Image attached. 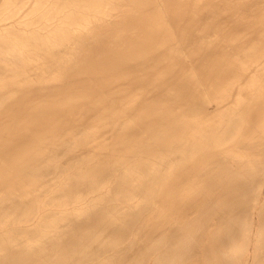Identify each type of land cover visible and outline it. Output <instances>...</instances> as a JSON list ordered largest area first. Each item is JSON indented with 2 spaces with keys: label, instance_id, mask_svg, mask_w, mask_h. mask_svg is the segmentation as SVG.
Wrapping results in <instances>:
<instances>
[{
  "label": "bare ground",
  "instance_id": "obj_1",
  "mask_svg": "<svg viewBox=\"0 0 264 264\" xmlns=\"http://www.w3.org/2000/svg\"><path fill=\"white\" fill-rule=\"evenodd\" d=\"M4 1H6V0H2V2H3L2 6L5 8L6 2L4 4ZM17 1H19V0H17ZM34 1H36V0H34ZM47 1L49 2V0H47ZM80 1L83 2V4L85 3L86 4L85 6H89L90 5L91 9L93 7L92 5L95 6V5H97V3L100 4L103 1V2L107 3L110 6V7L108 6L109 8L114 9V11H112L110 9L111 12H108L106 9L109 10V8H106V9H103V10H106L107 12L106 11L103 12V10L101 9L102 10L101 12L105 13L107 16H105L104 14H101V15H104L103 17H101V16H99L100 15L99 14V15H97L98 17L96 16L97 20L96 19L94 20V14H92L93 18L92 17L91 18L93 20L90 19V20H86V21L85 20L81 21V17H82V19L83 18L86 19L85 17H87L88 15L90 16V13L87 12V11H90V10H87V9H90V6H89V8L85 7V8H87L86 9L87 11L84 10V8L80 9V10L86 11L85 12L86 14L89 13L86 16H84L85 13L84 14L82 13L83 16L82 15L81 16L78 15V13H80V10H78L79 8L78 9L76 8L77 10H73V11L70 10V8H68L72 4H74L75 2L79 3ZM37 2H38V0H37ZM7 3H8V0H7ZM12 3H13V6H14V2H12ZM16 3L17 2H15V5H16ZM11 4H10V8L12 6ZM17 4H19V3H17ZM30 4H33V2H31ZM30 4H28V5L31 6ZM39 4H40V2L36 3V5L40 8V6H42V5H39ZM42 4L44 6V4H46V3L44 2ZM49 4H51L52 8L55 9V10H52V11H55V12L53 14V13H51L52 11L49 10V11H51L50 12L51 15L48 12V14L50 16L49 17L47 16V17L50 18V17H53V15H54V17L55 16L58 17V19H56L57 17L54 18V22L55 23L52 24V25H46V24L44 25V23L42 25H40L39 27H36L37 26L36 23H33V24H36L33 27H32V25L31 26L30 25H28V26L21 25V21H23V20H21L20 22L19 21H14V19L16 18L15 16H14L15 18L13 19L12 22L8 18V20L11 23L9 22L8 24H6L4 26H3V23L2 24L0 23V44L2 43L6 47L10 46L11 49H12L11 51H13V52H15L16 51L15 49L17 48V51H19L18 49H21L22 51L24 50V54L28 53L26 56L22 55L23 53H20V52L18 53L19 57H21L22 59L24 57V59H25L23 62H19V63H23L19 67H17V65H16L15 68L14 67L11 68L10 66H8L10 68H7L5 66H4L5 67L4 68L3 66H1V68L3 67L2 70L7 68L6 69L7 73L5 74V76L1 77V74H0V198H4L3 201L6 200L5 206H6V204L8 205V203H11V202H13V203L15 202V204H16V202L19 203V201H22V204L25 205V206L24 207H17V209L18 208L21 209V208H25V207L28 208L29 207V205H28V203L30 202L29 198H31L33 196L30 197L29 195H32V194L31 193L29 194L28 191H26V190L32 189V186H34V184H37L38 182H41L42 179H40V178L45 176L44 173H43V172H45V171H43L44 165H42V166L40 165L39 166V164L42 163L43 161H45V159H47L45 157H48L50 155V151H52V150L57 151V149H59L58 147L60 145H62V143H65V141H68V142L70 141L69 143H73L75 148H77L78 150L81 149L83 151H85V150L89 151L90 149H95L94 151L100 152L98 155H96V156L100 155L99 156V163H97L98 161H97V158L95 156L96 163L98 164V166L97 167L94 166L95 168L91 169L92 167L90 168V165H92L94 163L90 164L91 160L89 159L90 160V162L88 161V163H89L88 166L89 167H86L87 166L86 165L85 168H84L85 171H86L85 172V176L86 175L87 176L89 175V177L90 176H93V177L97 176V178H92V177L84 178L83 177V179H85V180L86 179H90L91 180V178H92L94 183L97 184V182L100 181L99 185H102V186H103V183L101 184V180H103L104 177H102L101 180L99 178V180L97 182L95 181L96 179H98L99 175H100L99 177H101V176H103V174L109 173L110 171L115 170V169L118 170V168H119V170H121V171H118V172L122 173L121 177H120V173H118L117 171L115 172V174L116 173L119 174V176H118L119 179L118 180H116V176L115 177L112 176L114 174H112V175L111 174H105V176H107V175L110 176L111 175L112 177L111 176L110 177L111 178H115L114 180H116V182L119 183L120 178H123L124 176L126 178L127 176L133 174L132 172H133L134 165H132L130 167L127 163H124V162L127 161L129 158H131L132 154L135 155L134 153L131 154L132 151L135 152L134 149H137L136 152H138L139 151L138 149H140V151H142V152L139 153V156H141L144 160H143V163L140 164L139 169H141L144 172L143 173H139V174L137 172V174L139 175V178H140L138 180H141V182L139 181L140 184L143 185L144 187L146 186L145 189L148 187L147 189H148V191H150V192H146L145 191L147 193V195L145 194L144 191H141V192H144L146 197L148 195L149 196L151 195V197H152V195L156 196V197H157V195H160L159 198H156L157 200L160 199L161 196L165 197L163 199V203L165 201L170 207L169 209H166V210L163 209L164 212H162L161 215L159 214L160 216L157 217V224H158V221L159 222H163L164 221V223L165 222L167 223L168 219L170 220V217H171L169 215L173 214V217H174V215H176V214H181L189 206L191 208V211L192 210L194 211L193 207H191L192 205H194V206L197 205V204L200 205V203H201V206H202L203 204L201 202V199H199L200 201H197V199H196V197L200 198L199 196H201V194L203 193L202 190L204 191L205 189H207V193H208V191H209V193L211 191L212 192L216 191V194H217V192H219V193L223 192V193H225V196H226V192H227V191H225L226 188L220 187L223 184L219 183L220 184L219 185L218 182H220V181L217 180V178L219 176L222 177L220 173L224 174V176H226L227 179L225 180L223 177L222 178L226 182H228V186H229V181H228L229 179L228 178H231V176H230V173L227 176V173L225 171L229 170L230 166H228V164H225L224 167L226 168V170L223 167L224 171L220 172L221 170H223V168L220 169L222 167V165H221L222 163L219 164V160H220L221 156L219 155L220 158L218 159V161L215 160V159L218 158V153L219 152L220 153H222V152L225 153V151L230 150L231 148L234 147V146L232 147V145L230 147V143H232V142L235 143V141H236V142L239 143V144L236 143L238 146L241 143H244L248 147L249 146L254 147V148L257 149L256 150L257 151L256 154L259 156V159H260L261 156L264 157V0H50ZM101 4L103 5L104 3H101ZM77 5L78 6L81 5V7H84V6H82V4H80V5L77 4ZM100 5L98 7L102 8V7H100ZM2 6L0 8H2ZM17 6H16V10H18ZM20 6L24 7V5L23 6L20 5ZM33 6H35V5H33ZM48 6L51 8L50 5H47L45 9L42 7V9H44L43 11L45 12L46 15H48V14L46 13L45 10L47 8H49ZM76 6H73V7H76ZM97 6H96V8L98 9ZM38 7L37 8L35 7V8H32V9L35 10V9H38ZM103 7H104V5H103ZM66 8H68V9H66ZM2 9H0V10L4 11L3 14L4 13L5 14L8 13V11H9V10L7 11L5 9H3V10ZM12 10L9 11V12H12ZM19 11H17V12L19 13ZM40 11H41V9H40ZM84 11H81V12H84ZM92 11L93 10H91V13H93ZM14 13L15 12L13 11L12 15H14ZM31 13L29 15L30 18L33 17V16H31L33 13L32 14ZM36 13H35V15H36ZM94 13H95V11H94ZM3 14H2V16H3ZM17 15L20 16V14H17ZM78 16H80V21L83 22V23H82V25L77 24V26L76 25L73 26L74 24L77 23V22L75 23V19H77ZM26 17H28V15ZM38 17H39V15H38ZM38 17H37V20H38ZM30 18H29V20L32 21L33 18L32 19H30ZM20 19H22V14H21V18H19L18 20H20ZM23 19L25 20V18H23ZM35 19H36V17H35ZM55 19H56V21H55ZM40 20H41V18H40ZM0 21L3 22L4 21L3 18ZM26 21H28V20L26 19ZM33 21H35V20H33ZM52 21L53 20L51 19V22ZM77 21H78V19H77ZM28 22H26V23H28ZM42 22H45V21L42 20ZM48 22H50V21H48ZM40 23H41V21H40ZM22 24H23V22H22ZM38 25H39V22H38ZM1 49H4V48H2V46H1ZM0 51H3V50H0ZM237 51H239V52L241 51L242 52L241 56H243L244 59L247 58V61L245 60L246 64L244 63L245 66L244 65L242 66V65L236 63L238 61L237 59L240 57L239 56L237 58V56H238ZM234 52L237 54V56L234 54ZM8 53H9V51H8ZM229 53H233L234 54L233 58L236 56L235 59H231L230 58L231 60H233V62H235L236 67H234L233 65L230 66L229 65L230 63L227 62L229 57H230V55H231V54L229 55ZM1 54L2 53H0V56L3 55V54L2 55ZM11 54H13V53H11ZM11 54L9 53V55H11ZM14 54L16 55V53H14ZM18 55H17V57H18ZM28 55H29V57H28ZM3 56H2V58H5L6 55L4 57ZM8 57L10 58V56H8ZM244 59L242 60L243 62H244ZM7 60H9V59L7 58L6 61ZM10 60L13 62L12 59H10ZM10 60H9V62H10ZM2 61H3V59H2ZM4 61H5V59H4ZM4 61H3V64L7 63V62L4 63ZM17 61H18V59H17ZM12 62L9 63V64H13L14 63V62L13 63ZM243 62H241V64ZM260 62L262 63V66H261ZM258 64H260V65H258ZM0 65H2V63H0ZM0 71H1V69H0ZM35 83H36V86H34ZM201 84H202V86H200ZM134 91L136 92L135 94L133 93ZM227 96H229V97H227ZM220 98L221 99L223 98V101H225V102L219 105V103L221 102ZM229 98H230V100H229ZM212 99H214L213 100L214 102L215 101L217 102L216 103L217 106L214 105V107H217V108H211L210 100H212ZM218 101H219V103H218ZM229 102L232 103L231 104L232 105L231 110H229V111H231V113L230 112L227 113V115H230V116H228L229 117L227 119L228 121L225 118V122H224V123H226V125H225L224 123H222L223 120H221L222 121L221 122L220 119L221 118L224 119L223 115L226 113L225 112L226 110L224 111V107H223V111H224V114H223V112L221 111V109H222L221 107L226 105V103L228 105ZM229 106L230 105H228L227 108H230ZM133 111L135 113H136V111H138L135 114L136 115V119H135L136 121L131 123L132 120H130L128 118V120H130V121H128V122H130V124H128V122H127L128 126L125 127L123 130L119 131V129H117V128H119V126H121L120 129H122V127H123L122 124L124 123V121L122 123H121V121L126 119L128 117L127 115L129 113H132ZM219 113L220 114L222 113L221 118H220V116L217 117L218 115H220ZM132 115H134V114H132ZM214 122H219L218 123L219 126L218 125H214ZM119 123H121V124H119ZM127 124L125 123V126ZM199 127H201L202 130ZM198 128L200 129L199 131H201L200 133H198ZM80 133L83 134V135L81 134L82 135L81 137L79 135ZM223 133L226 134V136L224 134V136H225L224 139H223V136L222 137L220 136V135H223ZM76 134L79 135V136L76 137ZM161 134H162V139H159L161 137H158V136H160ZM232 137H234V138L236 137V139L232 140ZM229 139H230V141H229ZM203 140H205V141H203ZM208 140L211 141V145H209V147H208V143H206ZM225 140L229 141V142H226V143L223 142ZM68 142H66V143H68ZM203 143H205V144H203ZM206 144H207L208 148L207 147L203 148V147L206 146ZM209 144H210V142H209ZM244 144H242V145L245 146ZM67 145H70V144H67ZM65 146H64V148H65ZM62 147H63V145H62ZM62 147L60 146V149ZM239 147H241V146H239ZM245 147H243V148H245ZM68 148H70V147L68 146ZM233 149H235V148H233ZM238 149H240V148L237 147L235 152H237V151L241 152ZM246 149H247V147H246ZM248 149L249 150H247V151H249V153H250V150L251 151L253 150V149H250V148H248ZM68 150L70 152V149H68ZM198 150L201 151V154L198 153V155L200 154V156L197 155L198 157H196V155H195L194 158L193 157L191 158L190 153L192 154L193 152H196V151L198 152ZM66 151H65V153H66ZM83 151H82V153H83ZM88 151L85 152L86 155H87ZM173 151H178V153H180L182 155L184 154L186 157L189 155L190 158L188 159V157H187V160H186V158H183L186 161L182 160L180 158L182 160L181 161L179 159V161H181V163L184 161L183 165H182L183 167H180L181 164L179 162H177V160H176L178 158L177 157L175 160H176L177 164H180V166L178 165L179 167H177V168L175 167L176 169L173 167L174 170H171V168L169 169V167H168L169 170L166 169L167 166L164 167L166 164H168L170 159L166 160V162L169 160L167 163L165 161L161 160L160 162H157V164H156L155 161H154L155 164H153V166L154 165H156L157 167L159 166V169H160V167L162 168V166H163L164 170L168 171V172L166 171V173H164V177L165 178L164 177L163 178L164 179H166V178L168 179L169 178L168 180L163 181V183L162 182L159 183L160 187H158L159 188V190H158V188L156 186L158 184V180L162 179V177L160 175V173H161L160 170L161 169L158 170V168H157V169L151 170L153 160H152V162L150 161L151 162L150 163L151 167L147 166V165H149L148 161H149L150 158H153V157L154 158H156V157L159 158L161 153H163V152H164L165 155H167V154L169 155L171 152H172L171 155H173V154L176 155V153H173ZM230 151H227L226 154H228ZM233 151L234 150H232L230 152V154ZM242 151H243V149H242ZM52 152L54 153V151H52ZM69 152H67V153H69ZM72 152H74V151H72ZM235 152H233L234 153V155H233L234 162H235V157H234L235 156ZM245 152L246 151L244 150L242 153H245ZM251 153H253V152H251ZM62 154H63V151H62ZM66 154H64V155H66ZM80 154H81V152H80ZM239 154H241V153H239ZM55 155H56V153H55ZM60 155H59V157H60ZM72 155L70 157H72ZM74 155H76V154H74ZM171 155H169V156H171ZM184 155H183V157H184ZM224 155L225 154L222 155V160H223ZM245 155H247V153ZM226 156L228 158L230 157L229 155H226ZM249 156H251V155L249 154ZM253 156L255 157V155H253ZM258 156L255 157V158H258ZM66 157L68 158L69 156H66ZM75 157H78V156H74L73 162L76 159ZM83 157H81V158L79 157L80 160H81L80 162H82V159L83 160L85 159V157L84 158ZM179 157H180V155H179ZM56 158H54V159H56ZM88 158L89 157H87V159ZM169 158H171V157H169ZM172 158L174 159V157H172ZM228 158H224V160L225 159L228 160ZM243 158L245 159V157H243ZM66 159L64 161H66ZM70 159H72V158H70ZM160 159H158V160H160ZM165 159L166 158H164V160ZM173 159H171V161ZM60 160H61V158H60ZM213 160L218 162L219 167L217 166L218 164H216V167H218L220 170L215 167V169H216V171H215V169L213 168L214 166H211V164L214 162ZM231 160H232V156H231ZM236 160L239 161V158L237 159V157H236ZM57 161L58 160L55 161L56 163L54 161H50V162H54L55 165L53 163L52 164L56 167ZM64 161L61 162L62 165L64 164L63 163ZM67 161H69V160L67 159ZM92 161H94V160H92ZM135 161H137V164H138V160H134V158H133V162H135ZM171 161L169 163H171ZM226 161H224V163H226ZM245 161H246V159H245ZM260 161L264 162V158H262V160H259L258 163L256 161L255 162L251 161V163L254 162L253 163L254 165H255V163L259 165ZM83 162L85 163L86 161H83ZM129 162L131 164H134L131 161H129ZM262 162H261V164H262ZM46 163H48V161ZM69 163H71V161ZM84 163H83V165H84ZM209 163H211V164H209ZM230 163H231V161L229 162V164ZM238 163L239 162L236 163L238 166L240 165V163L242 164V160L240 161L239 164ZM59 164H60V162H59ZM65 164H66V162H65ZM65 164L63 166L62 165L61 166L58 165V166L65 168L66 167ZM75 164H76L75 165V167H76L77 166V162ZM80 164L81 163H79V165H78L79 167H81ZM126 164H127V166L129 168L126 166ZM234 164L235 163H233V165ZM50 165L51 164L49 163V165L47 164V166L46 165L45 166L48 167ZM220 165H221V167H220ZM78 166H77V168H78ZM136 166H138V165H136ZM136 166H135V169H136ZM156 166H154V167H156ZM171 166H177V165H171ZM240 166L242 168H243V166L247 167V164L243 165V166L240 165ZM252 166L253 165H251V167ZM55 167L54 168L52 167V169H54V171H56V169H57ZM72 167H74V164L71 167H69L68 169H70ZM122 167H124V168L126 167V169H123ZM236 167L237 166H235L234 168H236ZM251 167H250V169L254 172V168L252 169ZM262 167H264V164H262V166L258 167V168L261 169ZM50 168H51V166H50ZM210 168H212V169H210ZM227 168H229V169H227ZM81 169H83V168H81ZM139 169L137 171H139ZM238 169L243 171V172L240 171L242 173V176L240 175L241 173L239 171H237V172L240 173L239 175L241 176V178L238 177L239 175L235 176L236 174L235 175L233 174L235 176V178L236 179L240 178L241 179L240 181L246 180V181H244V182L242 181V182L244 184L246 182V185L249 182V187H250V185L252 187L253 185L251 183L254 182L255 177L256 178L259 177L256 174L257 172H259L258 169L256 170V165H255L256 173H253V174H252V172L245 173V174H250L251 173L250 174L251 176L245 175V179H244V175H243L244 174V170L241 169L240 167ZM246 169H249V168L247 167ZM62 170L65 172V169H62ZM236 170L234 169L233 173H235ZM46 171H48V168H47ZM73 171H75V170H73ZM73 171L71 170V173H70L67 170L63 175L66 176L68 173L72 174ZM77 171L74 172V173L75 174H80L79 171L78 172ZM162 171H163V168H162ZM232 171L233 170L231 169L230 172L232 173ZM248 171H250V170H248ZM134 172H135V170H134ZM246 172H247V170H246ZM42 173H43V176H41ZM50 173L54 174V172H51V171H50ZM81 173H83V171H81ZM47 174L48 173L46 172V176H48ZM61 174L57 173L58 179H59V175H61ZM75 174H72V175H75ZM254 174L256 175L255 177L253 176ZM258 174H260V172ZM159 175H160L161 179H158ZM196 175L197 176L200 175L204 179L203 182H204V186L205 187L203 186V183H201V185L205 189H202V188L200 189L199 183L201 181L199 183L196 182L198 180L196 177L195 178L197 180L194 181L195 180L194 176H196ZM262 175H264V171H262ZM39 176H41V177H39ZM53 176H52V178H54ZM57 176L55 177L56 179H57ZM65 176H62V178L69 179V178H67V176L69 177V175H67L66 177ZM134 176H131V177L134 178ZM162 176H163V174H162ZM234 176H232V177L234 178ZM48 177H45V178H48ZM50 177H51V175H50ZM72 177H74V176H72ZM110 177H109V179H111ZM148 177L150 179L149 181H147ZM150 177H152V179ZM249 177H253L252 178L253 180L252 181L250 180L251 182L248 181ZM78 178H76L75 180H78ZM222 178H219V179H222ZM37 179H39L40 181L37 182ZM105 179H106V177L104 178V180ZM164 179H162V180H164ZM236 179H233V180L235 181ZM43 180H44V178H43ZM80 180L77 181V182H79V184L81 183ZM85 180H83V181L85 182ZM106 180H107L106 182H108V179H106ZM134 180H136V179H133V181ZM199 180H201V179H199ZM262 180H264V179H262ZM45 181L47 182V181H50V180H45ZM59 181H61V178L59 179ZM65 181H67V180H65ZM72 181H73V179H72ZM72 181H70L69 186L68 185L66 186V184L65 185L62 184L64 182L63 179H62V183L60 182L59 184H62V186L64 185L63 186L64 188L66 186L69 189V187L71 186L70 184H72L71 183ZM109 181H111V180H109ZM126 181H127V178L125 179V182ZM237 181H239V179ZM256 181H257V179H256ZM52 182H56V180H54ZM84 182L82 183V185H83L82 187L86 188L84 186V184L87 186V183L86 182L84 183ZM139 182H138V184L135 183V185L137 184V186H138ZM226 182H223V183L225 184ZM231 182H230V187L231 188L229 187L230 190L232 188L237 187V186H235L236 183L233 184L234 182L233 183H231ZM41 183H39L40 185L37 184L39 186V188L42 185ZM47 183H49L51 185L50 182H47ZM47 183H46V185H48ZM91 183L94 184L93 182H91ZM196 183H198V185H199V186L197 185L199 187V189H198V187H196L198 190L196 188L192 189V186L194 184H196ZM243 183L241 185L244 186ZM258 183H260V180H258ZM258 183L254 182V186L252 188L250 187L251 191L254 188L256 190L255 186ZM96 184H95V186H96ZM159 184H158V186H159ZM262 184H264V181H262ZM77 185H78L77 183H76V185L72 184V186H77ZM91 185H89V186H91ZM113 185L115 187L117 186V184L116 185L113 184ZM122 185H123V188H124V184H122ZM129 185H128V187H129ZM233 185H234V187H232ZM241 185L238 184V187L240 186L239 189L242 187ZM55 186L54 187L57 190L58 188H60L61 185H58L59 187L57 185H55ZM89 186H88V189H89ZM95 186L92 185L93 188ZM102 186H100V188ZM120 186H121V184H120ZM120 186H119V188L121 189ZM225 186H227V184ZM258 186H259V184H258ZM29 187H31V188L29 189ZM132 187H135V186H132ZM247 187L248 186H246L245 188L242 187L243 189L241 188L240 190L238 189L237 191L239 192L241 190L246 189ZM262 187H264V185H262ZM46 188H44V190H47L49 188V186H48L47 189ZM76 188L80 189L81 187L79 188V186H78ZM97 188H99V187L96 186L94 188V190L97 189ZM100 188L97 189V190L99 191ZM105 188H107V187H105ZM109 188L111 189V186ZM109 188L107 190H110ZM125 188H127L126 185H125ZM41 189L43 191V188H41ZM116 189L118 190V188H116ZM116 189H115V191H116ZM140 189H142V188L140 187ZM250 189L249 188L246 189V190H248L249 195L251 193V192H249ZM33 190H37L38 191V188L33 189ZM48 190L50 191L52 189L49 188ZM65 190H66V188H65ZM65 190L63 191L64 196L66 194V196H68V198H70L73 195V193H74V192H72V190H70V192H72V195L70 196V195H67V191L68 190L66 192H65ZM75 190H73V191H75ZM103 190L101 189L100 190L101 192H99V193L100 194L103 193V192L105 193L106 189H105V191H103ZM111 190H113V188ZM230 190H228V195L227 196H230L229 195L230 194L229 193ZM17 191H20V193L18 194ZM25 191L28 194V196H26V197H24ZM59 191H61V193H62V190H59ZM81 191H79V193H81ZM85 191H87V188H86ZM88 191H90V190H88ZM125 191H126V189H125ZM137 191H139V189ZM231 191L233 192L234 189L231 190ZM237 191H235V192L237 193ZM52 192H53V190H52ZM52 192H50L51 195H52ZM91 192L93 193L92 190L89 193L87 192L88 195H86V196H88V199H89V197L91 199V197H93V196L97 197V195L98 196L100 195L99 193L97 195H96V193H95V195L93 193V196L92 195L89 196L91 194ZM112 192L108 191V193H110V197H112L111 196ZM141 192L139 191L140 194H141ZM204 192L206 193V191H204ZM256 192H258V191H256ZM45 193H46V191H45ZM47 193L50 194L49 192H47ZM82 193H83V191H82ZM117 193H118L117 191H116V194L114 193L115 196L117 195ZM119 193H121V192H119ZM136 193L138 194V192H136ZM207 193H206L207 196H210V198H212V197L214 198V196L211 197L212 193H210L211 195H208ZM241 193H242V197H244L247 194V193L246 194L244 193L245 194L244 195L243 192H241ZM252 193H253V191H252ZM252 193H251V195H252ZM36 194H38V193H36ZM41 194L44 195V192L40 193V190H39V195H40L39 197L43 196V195L41 196ZM78 194L74 195L76 199H77L76 195H78ZM54 195H59V194H54ZM122 195L126 196L125 193L124 194L122 193L121 196ZM128 195L129 194H127V198L130 197V196L128 197ZM134 195H136V194H134ZM134 195H133V197L131 196L132 199L133 198L137 199L138 197L135 198ZM231 195H233V194H231ZM238 195H239V193H238ZM249 195L245 196L246 197L245 200L248 199L247 196H249ZM3 196H5L6 199ZM34 196H35V194H34ZM59 196L62 197V195H59ZM59 196L56 197V198L59 199L60 198ZM66 196H65V198H67ZM79 196H81V194L78 195V198H79ZM86 196L84 195L83 199ZM119 196H120V194L117 195L118 198H119ZM121 196H120V200H121ZM141 196H142V194H141ZM204 196H205V194H204ZM204 196L202 194L201 198L204 197ZM219 196H221V195H219ZM233 196H234L233 199L235 200V198H237V194H236V196H235V194ZM36 197H37V195H36ZM39 197H37L35 200L38 199V201H39ZM46 197H48V199H51V197L49 198L48 195ZM100 197L102 198V196H100ZM103 197H105V195ZM108 197H109V195H108ZM122 197L126 198L124 196H122ZM223 197L224 196L221 197L222 200H223ZM239 197H240V200H241L242 197L241 196H239ZM252 197H253V195H252ZM254 197H255V195H254ZM18 198H20V199L18 201H16ZM33 198L31 199V201L33 200ZM54 198H55V196H54ZM80 198L82 199V197H80ZM106 198H105V202H106ZM221 198H219V200ZM262 198H264V197H262ZM42 199L45 200L44 197ZM55 199H51V200H55ZM60 199L62 200V198H60ZM88 199H86V201ZM96 199H95V202L97 203V201H99V200L96 201ZM152 199H153V197H152ZM152 199H150L151 202L148 199V201L150 202L151 205H152V203L154 204V200L152 201ZM205 199H207L206 196H205V198L203 200H205ZM230 199H232V198H230ZM230 199L228 200L226 198V200H228L229 203H230ZM250 199H253V198L249 197V201H251ZM61 200H59V201H61ZM63 200L61 201L62 205L67 204L65 202V200L64 201ZM69 200L71 201L72 197H71V199H68V203H69ZM73 200H74V198H73ZM93 200H94V197H93V199H91V201H93ZM115 200H116V198H115ZM138 200H140V198ZM219 200H217V202H220ZM237 200H239V198ZM40 201H39V204L36 203L38 205H36L34 203L35 201L33 203H31V204H35L36 209H37L38 208L37 206L41 207L40 206ZM47 201H45V202H47ZM91 201H88V202H91ZM112 201H114V199ZM128 201L132 202L133 200L131 201V200L128 199ZM141 201H143V200H141ZM208 201H210V199H208ZM214 201H216V199H214ZM214 201H212V204H213ZM232 201H231V203L229 205L230 206L229 208L234 210L235 207L232 208L233 205L236 206V208H238L239 203L235 202V203L238 204V205H235V203L232 202ZM244 201H242V202H244ZM260 201H262V200H260ZM260 201H259V203H260ZM41 202L43 203V201H41ZM54 202H56V200L52 201L49 205L55 204ZM63 202H65V204ZM79 202H80V199H79ZM84 202H82L80 204H83ZM123 202H119V203H123ZM133 202H135L136 205L138 204L136 202V200H134ZM203 202L205 203V205L208 203V202L206 203V200L203 201ZM239 202H241V201H239ZM242 202H241V204H242ZM253 202L252 203L248 202V203L254 204ZM257 202L258 201H256V204H257ZM18 203H17V206H19ZM57 203L58 202H56V204ZM72 203H73V201H72ZM74 203L77 204L78 202L76 203L74 201ZM109 203H106V205L109 204ZM112 203L114 204V202H112ZM128 203L129 202H127L126 204L128 205ZM143 203H144V201H143ZM146 203H148V202H146ZM158 203H159V200H158ZM163 203H161V204L163 205ZM222 203L224 205V202H222ZM222 203H221V205H222ZM244 203L247 204L246 201ZM73 204L70 203V204H67L65 206L66 207L70 206V208H71V205H73ZM84 204H83V206L87 205V204H85V205ZM90 204H88V207H89ZM95 204L93 203L92 206H95ZM97 204L100 205L101 204V200ZM126 204H123L122 206L124 207ZM130 204L131 203H129V205ZM139 204H140V202H139ZM139 204L137 205V207L139 206ZM167 204H166V207H167ZM212 204L210 205V202H209V204L207 206H205V207L212 206V209H213V206L215 204H213V205ZM250 204H247L246 206L248 207V205H250ZM256 204H255V206H256ZM1 205L4 206V204H2V203H1ZM11 205H12V203L9 205L8 208H10ZM14 205H13V207H14ZM44 205L46 207H48V202L45 203ZM44 205H43V208H44ZM60 205L59 204L56 205L57 206V210L59 209ZM62 205H61V208H63ZM116 205L117 204H115V206ZM143 205L144 204H142L141 208H143ZM156 205L158 207L157 202H156ZM156 205L154 204L155 207H156ZM217 205H215L214 208L216 207L218 209L219 205L218 206ZM259 205L262 206V205H264V203L261 202V204H259ZM20 206H21V202H20ZM35 206H33L34 210H35ZM119 206H121V205H119ZM148 206H150V205L148 204ZM203 206L201 208H203ZM224 206H226V205H224ZM224 206H223V209H222V207H220L222 212H224L223 210H225L226 213L229 212L226 209H224L225 208ZM261 206H260V208H261ZM51 207L52 206H50L49 208H51ZM102 207H103V205H102ZM129 207L130 208L131 207L135 208L134 206H129ZM129 207H127V209ZM200 207H198L197 209H199ZM244 207H242V208L246 210L247 208H244ZM250 207H248L247 210H249ZM253 207H254V205H253ZM8 208L6 206V209H8ZM49 208H47L49 210L47 212H49L51 214H54V212L56 213L55 209H52V210H54V211H52L53 212L52 213L51 209H49ZM70 208L68 209V207H67L65 209H67L69 211ZM75 208L73 209V212H74ZM84 208L86 209V207H84ZM90 208L91 207H89V209ZM99 208H100V206H99ZM104 208H106V207H104ZM111 208L110 209H106V210H109V211L113 210ZM125 208H126V206H125ZM130 208H129V210H130ZM138 208H135V209L140 210V208L139 209ZM201 208L199 209L200 213H196V215L198 214V216H199V214H200V216L202 217V215L205 213L204 211L207 210V208L206 209H202V210H204L203 214L201 213L202 212ZM229 208H228V210H229ZM240 208H241V206H240ZM258 208L259 207H257V209ZM12 209L14 210L15 207L12 208ZM39 209L41 210L42 207L39 208ZM81 209L83 210L82 207H81ZM115 209H117V208H114V210ZM120 209L123 210L122 208H120ZM120 209H119V211H120ZM151 209L152 208H150V211H148V212H151ZM158 209H159V207H158ZM217 209H213V212L216 211ZM26 210H28V209H26ZM42 210H41V212H43ZM61 210L62 209H59L58 212L61 211ZM101 210H102V208H101ZM114 210L112 212H114ZM137 210H135V212ZM155 210L156 209H154L153 211L155 212ZM221 210H219V212L216 211L215 215L217 217L214 215L213 212H211L212 211L211 210L210 212L213 213V215H214L213 218L216 217L217 219H219L218 218V214H222ZM235 210L237 211L238 209H235ZM242 210H240V211H242ZM253 210H254V208H253ZM253 210H252V213H253ZM260 210H264V207H262ZM260 210H259V214L261 215ZM30 211H27V212L28 213H32L33 212L31 210V208H30ZM35 211L39 212V210H35ZM63 211H64V209H63ZM78 211H80V210H78ZM84 211L86 212V210H84ZM98 211L99 210H97V213H98ZM143 211H145V209ZM143 211L141 209V212H143ZM186 211H188V210H186ZM189 211H188V213H191V211L190 212ZM249 211H248V213H249ZM75 212L73 214L72 213L71 214L75 215ZM112 212H111V214H113ZM116 212H118V211H116ZM210 212H209V208H208V213H210ZM235 212H231V213L235 214ZM22 213H19L20 216L22 215ZM35 213H37V212H35ZM39 213H38V215H39ZM66 213H62V214L66 215ZM87 213H89V211H87ZM101 213H98V214H101ZM106 213H105V215H106ZM132 213H134V212H131V214ZM139 213H140V211H139ZM211 213L209 214L210 218H212L211 217ZM238 213H239V210H238ZM242 213L243 212L240 213V216L243 215ZM262 213H264V212H262ZM2 214H3V211H2ZM42 214H46V213H42ZM42 214L40 213L41 216H42ZM90 214L91 213H89V216H90ZM108 214L110 215V212ZM117 214H119V213H117ZM124 214H122V215H124ZM127 214H129V212H127ZM143 214H144V212H143ZM153 214H156V213H152L151 216H154ZM6 215H5V217H6ZM76 215H79V214L77 213ZM81 215H82V213L79 215V217L78 216H76V217L80 218ZM103 215L101 214L100 216H103ZM137 215H139V214L137 213ZM188 215L190 216V214H188ZM196 215H193L194 217H192V216L191 217L193 219H196L198 217ZM209 215H207L205 221H207V218H208ZM226 215L228 216V214H226ZM1 216H4V215H1ZM23 216H25V215L23 214ZM23 216H21L22 219H24L26 217V216L25 217H23ZM27 216H28V214H27ZM31 216H32V214L29 217H31ZM44 216H46V217L43 218ZM48 216H49V219H50V214L48 215V213L46 215H43V217H41V218L39 217L40 220L43 219L40 222H39V219H38V221L35 218H33V219H35L37 222H39L38 226H39L40 223H42V225L40 224L41 226H44V225H46L44 221H45V219H48ZM57 216L58 217L60 216L59 213H58ZM61 216H60V218H61ZM93 216H94V214H93ZM117 216H119V215H117ZM125 216H126V214L124 215V217ZM144 216H143V218H144ZM195 216H196V218H195ZM219 216H220V218L224 217V215H219ZM236 216H239V215H236ZM256 216L260 218L262 215L258 216V213H257ZM21 217H20V219H21ZM32 217H34V216H32ZM62 217H64V216H62ZM74 217H73V219H74ZM86 217L88 219L89 218L91 219V218H97L98 215H97V217H92V215H91V217H88V214H87ZM115 217H116V214H115ZM120 217H121V215H120ZM166 217L168 219L165 221ZM173 217L171 218V222H172V219H174ZM180 217H181V215H180ZM182 217H185V216H182ZM226 217L222 218L221 220L219 219L218 221L219 222L221 221V224H222L223 223L222 222L223 219H225ZM235 217H234V220H232V217H228V219L231 218V219H229L230 221L231 220L232 221H236ZM243 217L248 218L249 216L246 217L245 215H243ZM10 218H11L12 221H15V219L13 220L12 216H10ZM17 218H18V216H17ZM37 218H38V216H37ZM60 218H58V219H60ZM70 218H71V216H70ZM81 218L83 219V217H81ZM87 218L84 217V219H86L85 222L87 221V223H88L89 220ZM108 218H109V220H106V219L103 220L101 222V225H105V228L108 227L107 225H109V227L111 226L110 228L108 227L109 229L107 228L108 230L105 229V231L106 230L110 231L109 234H111V233H113L112 231L115 228L119 229L118 224L120 223V225H121L122 223L121 222L115 223V221L113 220L114 218H112L111 220H110V217H108ZM143 218H142V220L140 218L141 221H140L139 224L137 223V219H138V222H139V217L136 219V216H135V219H134L136 221V223L140 226V228H141L140 224L144 220ZM189 218H188V222L191 221V222H193L192 224H195V220L192 221V219L191 218L189 219ZM210 218H209V220H210ZM242 218L239 217V220L240 219L242 220ZM253 218H254V216H253ZM3 219H5V218L3 217ZM20 219L18 218V220H19V222L21 224L22 222L20 221ZM62 219H61L62 222H60V223L64 224V221H66V220L63 221ZM84 219L81 220L79 225H81V223H82L81 226H83L85 224V222L83 224ZM98 219H99V217L97 219H95V220H98ZM103 219H104V216H103ZM146 219H147V215H146ZM149 219H150V217H149ZM149 219H147V220H149ZM198 219H200V218L196 219V223H197ZM203 219H202V221H204ZM217 219H216V222H217ZM256 219H258V218H256ZM26 220H28V217L26 218ZM50 220H55V218L51 217ZM93 220L91 219V221H93ZM101 220H102V218H100L99 221H101ZM147 220H144V221H147ZM177 220L181 221V222L184 221L183 224H184V226L186 225L185 221H187V219H185L183 221L181 219L180 220L177 219ZM177 220H175V221H177ZM239 220L237 218L236 225L239 222H241V220L240 221ZM2 221H6V223H7L8 221H10V219L2 220ZM22 221H25V220H22ZM36 221H31V222L34 223ZM67 221H69V220H67ZM79 221H80V219L78 220V222ZM127 221L130 222L132 220H130V221L127 220ZM225 221L226 222H224V223L227 226V223H228L227 219H225ZM245 221L248 224V222L250 220L246 219ZM245 221H242V222H245ZM260 221H262V219L258 220V222H260ZM0 222H1V220H0ZM15 222H12L11 224H14ZM43 222H44V224H43ZM51 222L52 221H50L48 223L51 224ZM78 222H75V220H74V223H72V224L76 225V223H78ZM124 222H125V220H123V223ZM150 222L148 224L150 226H152L150 224ZM171 222H170V225H171ZM199 222L197 223L198 226H200L199 224H201V226L202 225L204 226V223L208 225V223H206V222H203V224L199 223ZM216 222L215 223H210V225L211 224L214 225V226L211 225L212 226L211 230L213 228H215V229H213V230H215L214 232H217L218 230L222 229L219 226H217L218 230L216 231V226H215ZM29 223H30V221H29ZM32 223H31V225H32ZM53 223H55V222H53ZM68 223H66L65 225L66 226L68 225L67 228L70 229L73 225L71 224V222L69 224H71L72 226H70ZM87 223H86V226H87ZM125 223H127V222H125ZM132 223H133V221H132ZM151 223H153V222H151ZM166 223L164 225H168L169 222L167 224ZM176 223L178 224L179 228H180L181 225H183L182 223L180 225H179L178 222H175V224ZM232 223H230V224H232ZM250 223H249V225H250ZM4 224H5V222H4ZM23 224H25V223L23 222ZM129 224L127 223L126 224L127 226H125V227L122 226V229H123V227H124V229L126 227H128ZM131 224H130V226L132 227L133 224L132 225ZM148 224H146V225L148 226ZM175 224L173 223L171 225L170 229H172V226H174ZM188 224L190 225V223H188ZM261 224H262V222H261ZM31 225H30L29 230H28V227H27L28 225H26L27 228L25 227L26 230L23 228V231L24 230L26 231V232L24 231L25 233L23 232L24 234H26L28 231H29L28 233L31 234L32 231H30V229H31L32 226H35V225H32V226ZM54 225L52 224L53 230L55 228L57 229V227H58V226L56 227V225H55V228H54ZM79 225H77V229L80 230L81 228H80ZM88 225H89L88 227H92L93 226L92 222H91L92 226L89 223H88ZM239 225H240V223L238 224V226ZM244 225H245V223H244ZM244 225L240 226L239 228L242 229V227H245ZM1 226H2V224H1ZM14 226H17V225H14ZM14 226L12 225V228ZM60 226H59V228H60ZM66 226L63 227V228L66 229ZM69 226H70V228H69ZM98 226H100V224ZM98 226H94L95 228L97 227V229H95V230L99 229ZM163 226H161V225L157 226L156 225V228L157 227H163ZM246 226H248V225H246ZM22 227H24V226H22ZM35 227H37V226H35ZM49 227H50V225H49ZM74 227H73V229H74ZM144 227H146V226H144ZM168 227H169V225L167 226V228ZM185 227L188 228L189 226L186 225ZM185 227H183V228H185ZM205 227L210 229L208 226H205ZM205 227H203V228L201 227L202 229H198L199 233H200L201 230L203 232L204 231L203 229ZM221 227H223V226H221ZM231 227H233V225H231ZM6 228H8V227H6ZM63 228L61 230H63ZM84 228H85V230H82V232L83 231H87V235H89L91 233V231L94 230V229L86 230L87 228L85 226H84ZM101 228H103V227H101ZM128 228H130V227H128ZM179 228H177V227L175 228L174 227V229H178V230L181 231V228L180 229ZM193 228H195V227H192V229ZM197 228H199V227L196 226V229ZM207 228H205V230ZM226 228H228V226ZM226 228L224 227L218 233H220V232L222 233L225 230V233L228 234V232H226ZM236 228L234 227V229H236ZM239 228H237V229H239ZM245 228H247V227H245ZM17 229H18V231L22 230V229H19V227H17ZM33 229H35V228L33 227L32 230ZM41 229L43 231V228H41ZM47 229H49V228L47 227ZM71 229H70L71 232L72 231H74V232L75 231H79V230H71ZM120 229H121V226H120ZM137 229H139V227ZM157 229H155V232L152 231L153 230L152 228H151V231H148V230L147 231L148 232H152V236H154L155 233L159 230V229L158 230ZM189 229L191 230L190 232H192V229L191 228H189ZM228 229H231V228L229 227ZM228 229H227V231H230ZM234 229H233L234 232L235 231L238 232V230H234ZM254 229H255V227H254ZM257 229H258V227H257ZM5 230L6 231L8 230L11 233L10 227H9V229H5ZM5 230H3V232H5ZM37 230H38V227H37V229H35V231H37ZM39 230H40V226H39ZM44 230H45V228H44ZM160 230H161V228H160ZM162 230L164 231L166 229H164V227H163ZM211 230H209V231L211 232ZM213 230H212V232H213ZM250 230H252V229H250ZM14 231L15 230H13V233H11V234L15 235L17 233V231H15L16 233L14 234ZM35 231L33 230L32 233L35 234L34 233ZM88 231H90V233ZM103 231H104V228H103ZM135 231L138 232V230H134V232ZM145 231L142 232V234H146ZM166 231H169V230H166ZM193 231H194V229H193ZM209 231L208 232L206 231V232L209 233V235H211L212 232L210 233ZM21 232H19V234L22 235ZM48 232H50V231L48 230L47 233H45V232L44 233L46 235H48L49 234ZM63 232L64 231H62V233ZM82 232H80V233H82ZM134 232H132L133 234L131 232L130 233L132 235H134L136 233V232L135 233ZM148 232H147V234H149ZM169 232L170 233L173 232V234H176V235L180 234V233H178L179 231L178 232L175 231V233H174V231H169ZM182 232H183V230L181 231V233ZM188 232H189L188 230L186 232L184 231L185 234L186 233L189 234ZM231 232L232 231H230L229 233H231ZM234 232H233V234L236 235V233H234ZM240 232H238V233L241 236V234L243 232L242 231H240ZM246 232H248V231H246ZM255 232H256V230L253 231V232L249 231L248 234L249 233L252 234V233H255ZM0 233H2V232H0ZM5 233H3V234H5ZM28 233L26 235H24L25 236V238H23L24 240L28 238L27 237ZM96 233H97V231H96ZM98 233H97V235H98ZM101 233H102V231H101ZM117 233L120 234V231L117 232ZM161 233H163V232H161ZM161 233H160V235H162ZM170 233H167V234H170ZM184 233H183L184 236L181 237V234H180V235H178L176 237V239H178L180 237L182 239V241L180 240V238L178 240H180L181 242H186V243L187 242L188 243L191 242L192 244L196 242V241H193L194 240L193 238L197 237L196 234H198V233H196V231L193 232L196 235V236H193V237H190V236L193 235L192 233H191L192 235L190 234L189 236L187 234L185 235ZM238 233H237L236 236H237V238L239 237L238 238L239 240L236 237H233V235H232V238H231V236H230L231 234L227 236V237H230L232 239V242H233V239L236 242L238 240L239 245H237V247L241 246L240 245L241 244L240 243V239L243 240V236H246L245 234H243L241 236V238H240ZM261 233H264V230H262ZM33 234H31L32 237L34 236ZM40 234H42V233H40ZM57 234L59 236L58 232H57ZM82 234L84 235L85 232H83ZM114 234L117 235L116 233H114ZM139 234H141V233L139 232ZM142 234H141V236H143V239H145L144 238L145 236L142 235ZM223 234H224V232H223ZM227 234H224V235H227ZM258 234L260 235V233H258ZM17 235L18 234H16V236ZM66 235H64V236L62 235V238L63 237H64V239L66 237L68 238V235L67 236ZM78 235H79V233L77 232V238H78ZM105 235H107V232H105ZM124 235L125 234H122L123 237H126V235L128 236V234H126L125 236ZM160 235L157 234V236L156 235L155 236L158 238V237H160ZM163 235L166 237V232H165V234L163 233ZM163 235L160 238L162 241L165 240V238H163L164 237ZM171 235H172V233H171ZM171 235H170V237L168 235L167 236L171 239ZM203 235H204V233H203ZM213 235L217 236V233L213 234ZM262 235H264V234H261V236ZM35 236H37V235H35ZM43 236L46 237L45 235H43ZM60 236H59V239H61ZM69 236L71 238L72 234L69 235ZM75 236H73V237H75ZM101 236L102 235H100V237ZM103 236H104V234H103ZM103 236H102V238H103ZM152 236H150V238ZM155 236H154V240L156 238ZM199 236H200V234H199ZM199 236H198V238H199ZM249 236H248V238L250 240ZM22 237H23V235H22ZM29 237H31V236H29ZM37 237H40V236H37ZM44 237L41 236L42 239ZM49 237H46L47 238L46 242H48V238ZM83 237H82V239H83ZM92 237H95L94 234H93ZM123 237H121V238L123 239ZM129 237H130V239L128 237L124 238V239H127L126 241L128 242V240H132L131 236H129ZM135 237H136L135 238L136 242L139 240L140 242L142 241V244H143L142 237H141L142 240L139 239V238L137 240V236H135ZM202 237L204 238L205 236H202ZM206 237L204 239H208V237L207 238ZM225 237L226 236H224V238ZM251 237H252V235H251ZM255 237H254V241H256L257 238H259L260 236L256 237V238ZM2 238L3 237L0 236V239H2ZM8 238H10V236ZM21 238H20V240H21ZM33 238H35V237H33ZM105 238H106V236H105ZM110 238H109V240H110ZM112 238H111V240H112ZM150 238H149V240H150ZM173 238H175V235H174V237H172V239ZM230 238H228V241L231 240ZM261 238H264V237H261ZM3 239H6V238H3ZM23 239H22V241H24ZM28 239L30 240V238H28ZM76 239H73L74 241H72V239H71L70 242H75ZM82 239H80V240H82ZM85 239H87L86 241H88V240L90 241V239H92V238L88 239L86 234H85ZM114 239L115 238H113V240ZM117 239H119V237ZM152 239H153V237H152ZM158 239H156V242H157ZM176 239H174V240H176ZM199 239L201 240V238H199ZM2 240H0V241H2ZM31 240H33V239H31ZM40 240H38L36 242L35 241L30 242L31 246H32V243H34V245H35V243L39 244ZM49 240H51V239H49ZM55 240H57V238ZM77 240L80 241L79 239H77ZM99 240L100 239H98L97 241H99ZM113 240H112V242L111 241L107 242V240H106L105 244L108 243V245H106V246H109L112 243L113 245L112 244L111 245L114 247V245H116L117 243L114 244L116 241H114V243H113ZM133 240H134V238H133ZM151 240H150V243L152 244L154 240L152 242H151ZM161 240H159V242ZM195 240H197V239L195 238ZM220 240L219 241L222 243L223 242L222 239H220ZM262 240H264V239H262ZM63 241L67 243L68 240L67 241L63 240ZM78 241H76L75 243H77ZM83 241H84V239H83ZM83 241H82V243H83ZM120 241L124 242L125 240H120L119 239V241H117V242H119L118 244L121 245L122 243ZM139 241L137 243H139ZM202 241H204V240H202ZM224 241L226 243L225 239H224ZM235 241L233 242L234 244L236 243ZM251 241H252V239H251ZM254 241L251 242V244L254 243ZM9 242H8V244H9ZM16 242H20V241L16 240L15 243ZM28 242L25 241L24 245L23 246H19V248L24 247L25 243H27L26 245H28L29 244ZM51 242L49 241V244ZM70 242H68V243H70ZM90 242H92V241H90ZM127 242L124 243L125 246H126V244L131 243V241H129L128 243ZM136 242H135V244H133L135 246V248H134L135 250L140 248L139 247L140 243H139V245L137 244L138 245L137 246ZM156 242H154V243H156ZM164 242H163V244H164ZM205 242H206V240L203 243H205ZM245 242L246 241H244V242L242 241V244L243 243L246 244ZM59 243H60L61 246L64 245L63 242L61 243V240H60V242L58 241V244ZM144 243H145V241H144ZM150 243H145V245H147V247H148V245L150 246ZM161 243L162 242H160V244L156 243L157 244L156 247L158 245L161 246ZM165 243L169 244V242H165ZM174 243L176 244V243H180V242H176L175 241ZM203 243H201V241H200V244H203ZM207 243H208L207 246H209L210 245L209 242H207ZM8 244H6V245H8ZM11 244H14V243H11ZM58 244H56V245H58ZM72 244L70 243V246ZM96 244H97V242H96ZM105 244L103 243V245H101V246L105 247ZM163 244H162V246H163ZM172 244H173V242H172ZM181 244H182L181 246L183 247L184 244L183 243H181ZM187 244L185 246H187ZM190 244L188 246H191V247L194 248V246L197 243L195 245H193V246H192V244L191 245ZM211 244H213V243H211ZM215 244L216 243H214V248L213 249L214 250L215 249L218 250L219 247L221 246L222 248L220 249V251L222 252L223 246L225 247V244L223 243L224 244V245L222 244L223 246L222 245L219 246L217 244L219 246L217 248H215ZM232 244H228V245H232ZM234 244H233V247L234 246L235 247L233 249H235V248L237 249L236 245H234ZM255 244H257V243L255 242ZM255 244H254V246H255ZM259 244H257V246ZM262 244H264V243H262ZM1 245H5V244L3 243ZM6 245H5V248L8 247ZM41 245H43V243ZM56 245H53V246L56 247ZM66 245H69V244H66ZM73 245H76V244H73ZM77 245L79 246V244H77ZM77 245H76V247H77ZM82 245H80V246H82ZM91 245L95 246V244H91ZM145 245H143V247H141V248H145L146 247ZM177 245L175 246L176 248L174 247L176 250L179 249L177 247H181V246H179V245L177 246ZM246 245L248 246L249 244H246ZM28 246L30 247V245H28ZM28 246H27V248H28ZM36 246H33V248L35 249ZM43 246H45V245H43ZM50 246H51V249L52 248L56 249V248L52 247V244H50ZM50 246H48V247H50ZM84 246L86 247L87 245L84 244ZM130 246L131 245L129 244V247ZM153 246H155V245L152 244L150 247L153 248ZM166 246H168V245H166ZM166 246L164 245V247H166ZM172 246L173 245H171L169 247L171 248ZM188 246H187V248H188ZM202 246H204V245H202ZM207 246H206V243H205V247H207ZM247 246L244 249L242 247L240 248V249H242L241 253L244 252L245 255L247 253H249V252L246 251ZM2 247L4 248V246H2ZM39 247H42V246H39ZM48 247L46 249L42 248V251L45 249L46 252H47ZM64 247H65V245H64ZM102 247H101V249H102ZM129 247L127 246V248H129ZM191 247L188 248L191 251H194L195 249L197 250V247H198V250H199L200 245L198 246V244H197V247L195 246L194 250H192ZM209 247H212V245L209 246ZM252 247L250 246V248H252ZM262 247H264V246H262ZM3 248H2V251L0 249V252H3ZM25 248H26V246H25ZM72 248H74V247H72ZM90 248L88 247V249H90ZM97 248L95 249L96 252L97 251L100 252V250H97ZM106 248H108V250H110L109 247H106ZM228 248H229V246H228ZM228 248L225 247V250L227 251ZM253 248H255V247H253ZM260 248L257 249V250L255 249V250L256 251H260ZM37 249L39 250L41 248H37ZM113 249H116V248L114 247ZM113 249H112V252H113ZM131 249H132V246H131ZM131 249H130V252H131ZM134 249L132 251L133 253H134ZM147 249H149V248H147ZM147 249L146 250L145 249L141 250V252L143 251L142 254L140 252H138L140 255L137 252L136 253L140 257H142L141 255L145 254L144 250H145V252L156 251L155 254L157 253V250H155V249L154 250L151 249L152 251L150 249L147 251ZM182 249H185V247H183ZM186 249H185V251L184 250L182 251V255L184 254L183 252H186ZM204 249H206V248H204ZM204 249H202V251ZM240 249H238L239 250V254H240V251H241ZM18 250H20V249H18ZM31 250L27 251L28 252L27 254H30V252H33V250L32 251ZM90 250H93V248L90 249ZM117 250H118V247H117ZM123 250H126V248L123 249ZM166 250L168 252L170 251L168 249H166ZM214 250H210V252L209 251L208 252L211 253ZM229 250L230 249H228V251ZM238 250L237 251L234 250L235 251L234 252L231 249V252L233 251L234 253H237ZM244 250L246 251V253H245ZM6 251H7V249L4 250V254L8 253ZM79 251H81V249L80 250H78V249L73 250V252H70V250H69V253L64 254V256L63 255L61 256V253L63 254L64 251L59 253L61 258L58 257V259L60 258V260H57V261L54 260V262H55L54 264H72V262L75 261L78 258L77 255L79 254ZM103 251H104V249H103ZM121 251L118 250V252L117 251H115V252L120 254ZM158 251L159 252L161 251V248L159 246H158ZM164 251H165V249H164ZM164 251H161V252L163 253ZM197 251H195V252H197ZM199 251H201V249ZM220 251H217V252L219 253ZM256 251H255V253H256ZM261 251L259 252L260 254H261ZM36 252L39 255V251H36ZM50 252H51V250L49 251V254H50ZM96 252L94 251L95 256H97V257L100 256L101 257V254L99 255L98 252H97L98 255H96ZM108 252L109 251H107V253H106V251H104V253H106V255L108 254ZM110 252H111V250H110ZM126 252H127V250H126ZM159 252H158V256L156 255L157 257L166 254V257H165L164 260H163V257H162V261L160 260L161 257H159L160 259L158 258L161 261V263L163 261H165V260H167L166 264H167L168 261H169L168 263H170V260H168V259L171 256L168 258V256H169V255H167L168 252L167 253L165 252L164 254H161ZM173 252H176V251L174 250ZM178 252H179V254L177 253L178 257H179V259H181V257H180L181 252L180 251H178ZM221 252H220V254L223 253V252L222 253ZM233 252L230 253V251H229V255H226L225 258L227 256H231L230 258L235 259L236 257H234V256H236V254L232 256V254H234ZM21 253H22V251H21ZM24 253L25 252H23V254ZM92 253H91V255H92ZM101 253H102V250H101ZM117 253H115L113 255L114 256L113 257L114 258V264L116 262L115 261V259H116L115 255H118ZM124 253L125 252L123 251L122 255H121L122 258L124 257L123 256ZM133 253L130 254V258L133 256ZM153 253H150V256ZM198 253H197V256L199 257ZM209 253H205L207 258L210 256ZM215 253H216V250H215ZM1 254L2 253H0V255ZM33 254H30V255L32 256ZM109 254H111V253H109ZM171 254L173 255L174 259L177 257V256H175L176 253L174 255V253L171 252ZM189 254H190V251H189ZM193 254H194V256L196 255L194 252H193ZM193 254H190V255L192 256V259L194 260V258L197 257V256L194 257ZM205 254H204V256H205ZM214 254H213V256H215ZM224 254H226V253H224ZM250 254H251L252 258H256V257H253L252 253H250ZM260 254H258V256ZM20 255L21 254H19V253L18 254H9L8 256L6 254V256L5 255L4 256L8 257V259H6L7 261L6 262L4 261L5 259H4V256H3V261L2 262L0 261L1 262L0 264H3L4 262H5L4 264H27V263H25L26 262L25 256H23V255L20 256ZM24 255H26V254H24ZM40 255H42V254H40ZM82 255L83 254H81V256H79V257L80 258L84 257ZM146 255L149 256V254H146ZM216 255L218 256L219 254H216ZM241 255H243V254H241ZM245 255H243V256L245 257ZM254 255H256V254H254ZM262 255H264V254H261V256ZM26 256H28V255H26ZM49 256H51V255H49ZM90 256H89V258H90ZM95 256H92L93 257L92 259H94ZM107 256H109V255H107ZM121 256L119 255V256H116V257H121ZM127 256L129 257V255H127ZM145 256H143V259L146 258ZM185 256H186V253H185ZM188 256L189 255L187 254V257ZM217 256L215 258H218ZM32 257H34V256H32ZM43 257H44V254H43ZM46 257H48L47 253H46L44 258H40V257L39 258L42 259L43 262L51 264V263H49V261L53 260V259H50V257H48V259H50V260L49 261L47 260L48 262H46V260H45ZM85 257H86V255H85ZM97 257L95 258L96 260L97 259H101V258L103 259V256L101 258H97ZM110 257L112 258V256H109V259H110ZM157 257H154L155 259H152L151 262L154 260L156 263L158 262V264H159L160 262L156 261ZM173 257H171V259ZM202 257H199V258L202 259ZM219 257L221 258V256H219ZM247 257H246L245 261L248 260ZM34 258L39 259L37 257H34ZM51 258H52V256H51ZM80 258H78L79 261H80ZM122 258H120L118 261L120 262V260ZM130 258H128V259H130ZM135 258H137L136 260L139 261V263H141L140 261L143 260L142 258H140L141 260H139L138 259L139 257H137L136 255H135ZM213 258L214 257H212L211 259H213ZM83 259L89 260L88 257L82 258V260ZM92 259H91V262H92ZM104 259H105V256H104ZM131 259H133V258H131ZM147 259H145V260L147 261ZM221 259H220V261L223 262L224 261V257H223V260H221ZM262 259H264V257H262L260 260L262 261ZM29 260L30 259H28L27 261H29ZM32 260H34V259H31V262H32ZM111 260L113 261V259H111ZM111 260H109V261L111 262ZM195 260H196V258H195ZM228 260L230 261L231 259H228ZM240 260H242V259H240ZM101 261L105 262V260H101ZM101 261H99L98 264H100ZM146 261H143V263L145 262V264H147L148 261H147V263H146ZM174 261L175 260H173V261L171 260L170 264H172V262H174ZM176 261H177V259H176ZM205 261L207 262V259ZM213 261H215V260H213ZM226 261H227V259L225 260V262ZM87 262H89L88 264H90V261H87ZM104 262H102V264ZM107 262H108V260H107ZM123 262H127V260L123 261ZM222 262H221V264H223ZM252 262H254V261H252ZM262 262H264V261H262ZM93 263H94V261L91 264H93ZM127 263L128 264L129 263L133 264L132 260H131V262H127ZM163 263H165V262H163ZM201 263H203V262H201ZM229 263H231V262H229ZM229 263H227V264H229ZM29 264H30V262H29ZM33 264H37V261H36V263H33ZM75 264H77V263H75ZM104 264H106V262ZM109 264H111V263H109ZM119 264H122V263H119ZM197 264H198V261H197Z\"/></svg>",
  "mask_w": 264,
  "mask_h": 264
},
{
  "label": "rangeland",
  "instance_id": "obj_2",
  "mask_svg": "<svg viewBox=\"0 0 264 264\" xmlns=\"http://www.w3.org/2000/svg\"><path fill=\"white\" fill-rule=\"evenodd\" d=\"M20 1H21V2H20ZM43 1L46 3V4H44L45 7H44L43 4H42V3H44ZM46 1H47V0H38V2H37V0H36V1H34V0H19V1H17V0H16V1H15V0H8V3L10 2V3L8 4V3H7V0H6V1H4V4H5V2H6V4H5L6 6H5V8H4V7L2 6L3 2H2V0H0V7L2 6V8L5 9V10H7V11H8V10L11 11V10L13 9L12 12H9V11H8V13H6V14H5V13L3 14L4 11H1V10H0V11H1V12H0V13H1L0 16H1V17L3 18V20H4L3 22L0 21V23H1V24L3 23V26H4V25L8 24L10 21L12 22L13 19L16 17L17 19L15 18L14 21H19V22H20L21 20H23V21H21V25H26V26H28V25L31 26V25H32V27L35 26L36 24H37L36 27H39V26L42 25L43 23H44V25H45V24H46V25H52V24L55 23V22H54V18H56L57 16L54 17V15H53L55 11H52V10H55V9L52 8L51 4H49L50 0H49V2H48V1L46 2ZM12 2H14V6H13V3H12ZM15 2H17V3H19V4L16 3V5H15ZM29 2H30V3L33 2V4H30ZM39 2H40L39 5H42V6H40V8L36 5V3H39ZM11 3H12V4H11ZM47 3H48V4H47ZM75 3H76V4H75ZM75 3H74L75 5L72 4V5H71L70 7H68V8H70V10H72V11H73V10H77L78 8H79L78 10L83 9V8H84V10H86L87 8H85V7H88V8H89V6H90V5H89V6H85L86 4H85V3L83 4V2H81V1H80L79 3H77V2H75ZM101 3H104V4H103L104 7H103V5H102ZM101 3H100V4H101L102 6H101L99 3H97V5L99 4L100 7H102V8H99V7H98L99 5H98V6H97V5H95V6L92 5V6H93L92 9H91V6H90V9H87V10H90V11H87V10H86L87 12L90 13V16L88 15L89 13H87V14L85 13L86 11H84V10H80V13H78V15H80V16L82 15V16H83V14L85 13L84 16H86V15L89 16V17H88V16L85 17L86 19H84V18L82 19V17H81V21H83V20L86 21V20H90V19L93 20V19H92V18H93V17H92V16H93L92 14H94V20H95V19L97 20L96 16L99 15V14H100L99 16H101V17H103L104 15L107 16L105 13H103V12H105L106 10H107L108 12H111V10L114 11V9L109 8L110 6H109L107 3L103 2V1H102ZM10 4L12 5V6H11L12 9L10 8ZM28 4H30L31 6H29ZM77 4H79V5L82 4V6H84V7H81V5L78 6ZM17 5H18L19 7H18ZM20 5H22V6L24 5V7H21ZM33 5H35V6H33ZM47 5H50L51 8L48 6L50 9L47 8L45 11H46L47 14H48V12H49L50 15H51V13H53V14H52L53 17H50V18L53 20L52 22H51V19L48 18L50 15H49V14L46 15L45 12L43 11V10L46 8ZM76 5H77L78 7H77ZM87 5H88V4H87ZM16 6H17V9H18V10H16ZM32 6H33V7H32ZM73 6H76V7H73ZM96 6L98 7V9L96 8ZM108 6H109V7H108ZM7 7H8L9 9H8ZM14 7H15V8H14ZM25 7H26V8H25ZM35 7H36V8L38 7V9H35V10L32 9V8H35ZM42 7H43L44 9H42ZM80 7H81V8H80ZM2 8H0V9H2ZM68 8H66V9H68ZM71 8H72V9H71ZM76 8H77V9H76ZM106 8H109V10H110V9H111V10L109 11V10L106 9ZM3 9H2V10H3ZM40 9H41V11H42L43 13L40 11ZM101 9H102V10H103V9H106V10H103V12H101V11H102ZM19 10H20V11H19ZM26 10H27L28 12H27ZM29 10H30L33 14H32ZM49 10H51L52 12L49 11ZM91 10H93V11H92L93 13H91ZM99 10H100V11H99ZM13 11L15 12L14 15H12ZM17 11H19V13H18ZM35 11H36L37 13H36ZM38 11H39V12H38ZM81 11H84V12H81ZM94 11H95L96 14L94 13ZM107 11H106V12H107ZM5 12H6V11H5ZM24 12H25V13H24ZM29 12L32 14L31 16H33V17H32L33 19L30 18V16H29L30 13H29ZM50 12H51V13H50ZM97 12H98V13H97ZM100 12H101V13H100ZM10 13H11V14H10ZM27 13H28V14H27ZM35 13H36V15H35ZM82 13H83V14H82ZM2 14H3V16L5 15V16H4L5 18L2 16ZM8 14H9V15H8ZM17 14H20V16L17 15ZM21 14H22V19L18 20L19 18H21ZM24 14H25V15H24ZM44 14H45V15H44ZM101 14H104V15H101ZM108 14H109V13H108ZM10 15H11V16H10ZM27 15H28V17H29L30 19H32V21L35 20L36 22H35V21L32 22L31 20H29V18L26 17ZM34 15H35V16H34ZM38 15H39V17H38ZM55 15H56V14H55ZM6 16H7V17H6ZM12 16H13V17H12ZM14 16H15V17H14ZM23 16H24V17H23ZM42 16H43V17H42ZM47 16H48V17H47ZM80 16L77 17V19H78L79 22L77 21V19H75V23H76V22H77V23H76V24L73 23V24H74L73 26H75V25L77 26V24L82 25L83 22L80 21ZM1 17H0V20L2 19ZM18 17H19V18H18ZM35 17H36V19H35ZM37 17H38V20H37ZM91 17H92V18H91ZM97 17H98V16H97ZM8 18H9L10 21L8 20ZM10 18H11V19H10ZM23 18H25V20H24ZM40 18H41V20H40ZM26 19H27L29 22L26 21ZM47 19H48V20H47ZM56 19H58V17H57ZM56 19H55V21H56ZM6 20H7V21H6ZM39 20L41 21V23H40ZM42 20L45 21V22H42ZM5 21H6V22H5ZM46 21H47V22H46ZM48 21H50V22H48ZM85 21H84V22H85ZM4 22H5V23H4ZM11 22H10V23H11ZM22 22H23V24H22ZM26 22H28V23H26ZM38 22H39V25H38ZM24 23H25V24H24ZM33 23H36V24H33ZM1 46H2V48H4L5 50H4V49H1ZM5 47H6V46L3 45L2 43L0 44V50H3V51H0V53H2L4 56H5V55H6V56L8 55V56H10V58H9L8 56H7V57L5 56V58H2V56H3L2 54H1L2 56H0V63H2V65H0V69H1L0 74H1V77H2V76H5V74L7 73V72H6V69H7V68H10V67H11V68H13V67L15 68L16 65H17V67H19V66H21V64H23V63H19V62H23V61L25 60L24 57H23V59H22L21 57H19V55H18L19 52H20V53H23L22 55H25V56L28 54V53H26V52H25L26 54H24V50L22 51L21 49H18L19 51H17V48H16L15 50H16L17 52H16L15 50H14L15 52H13V51H11L12 49H11L10 46H7L6 48H5ZM190 49H191V48H190ZM6 50H7V51H6ZM8 51H9L10 54H11V53H13V54L16 53V55H15V54H14V55H13V54L9 55ZM21 51H22V52H21ZM4 52H5V53H4ZM6 52H7V53H6ZM237 53H238V56H237V54L234 52V54L237 56V58H238L239 56H240V57L237 59L238 61H237L236 63H237V64H240V65L243 66L244 63H245V60L247 61V58L244 59L243 56H241V55H242V52H241V51H240V52L237 51ZM230 54H231V55H230ZM234 54H233V53H229L230 57H229V59H228L227 62L230 63V64H229L230 66L233 65L234 67H236L235 62H233V60H231V59H235V58H236V56L233 58V55H234ZM239 54H240V55H239ZM17 55H18V57H17ZM4 56H3V57H4ZM11 57H12V58H11ZM28 57H29V55H28ZM1 58L3 59V61H4V59H5L4 63H5V62H7V63L3 64V61H2ZM7 58H8L9 60L12 59L14 63H13L11 60H10V62H9V60L6 61ZM13 58H14L15 60H14ZM230 58H231V59H230ZM17 59H18V61H17ZM243 59H244V62L242 61ZM20 60H21V61H20ZM235 61H236V60H235ZM240 61L243 62V63L241 64ZM8 62H9V63L12 62L14 65H13V64H9ZM7 64H8V65H7ZM245 64H246V63H245ZM260 64H261V66H262V63H261V62H260ZM260 64H258V65H260ZM12 65H13V66H12ZM1 66H3V67L5 66V67H7V68L2 70L3 67L1 68ZM8 66H10V67H8ZM244 66H245V65H244ZM5 67H4V68H5ZM240 67H241V66H240ZM3 73H4V74H3ZM42 84H43V83H42ZM42 84H41V85H42ZM37 85H38V84H37ZM34 86H36V83H35ZM200 86H202V84H201ZM133 93L135 94L136 92L134 91ZM133 93H132V94H133ZM227 97H229V96H227ZM213 100H214V99L210 100V102H211V103H210V106H211V108H217V107H214V105L217 106V105H216L217 102H216V101L214 102ZM215 100H216V99H215ZM224 100H225V99H224ZM229 100H230V98H229ZM220 101H221L220 103H219V101H218L219 105L225 102V101H223V98H222V99L220 98ZM222 101H223V102H222ZM231 104H232V103H230V102L228 103V105H230V106H229L230 108H227V107H228L227 103H226V105H224V106L221 105V106H222V107H221V108H222L221 111L223 112V114H224V111L226 110V111H225L226 113L223 115V118H224V119L221 118L222 113H221V114L219 113L220 115L217 116V117L220 116V118H221L220 121L223 120V122L221 121L222 123L225 122V118H226V120H227V119L229 118L228 116H230V115H227V113H229V112L231 113V111H229V110H231V107H232ZM225 106H226V107H225ZM223 107H224V111H223ZM219 109H220V108H219ZM227 109H228V110H227ZM133 112H134V111H133ZM133 112H132V113H129V114L127 115L128 117L126 116V117H127V118H126L127 120L124 119V120L121 121V123L124 121V123H123L124 125L122 124V126H123L122 129H120L121 126H119V128H117V129H119V131L123 130L125 127L128 126V124H130V122H128V121L132 120L131 123H133V122L136 121V120H135V119H136V115H135V114H136L138 111H136V113H135V112L133 113ZM132 114H134V115H132ZM226 115H227V116H226ZM128 118H129L130 120H128ZM227 121H228V120H227ZM227 121H226V122H227ZM127 122H128V124H127ZM221 122H220V123H221ZM121 123H119V124H121ZM125 123L127 124L126 126H125ZM218 123H219V122H214V125H218V126H219ZM119 124H118V125H119ZM224 124L226 125V123H224ZM200 126H201V125H200ZM199 128L201 129V127H199ZM199 128H198V133L201 132V131H199V130H200ZM201 130H202V129H201ZM203 130H204V129H203ZM85 132H86V131H85ZM196 132H197V131H196ZM224 132H225V131H224ZM202 133H203V132H202ZM81 134H82V133L79 134L80 137L83 135V134H82V135H81ZM224 134H225V133H223V135H220L221 137L223 136V139H224V137L226 136V134H225V136H224ZM79 135L76 134V137L79 136ZM158 137H161V138H159V139H162V134H161L160 136H158ZM230 138H231V137H230ZM204 139H205V138H204ZM221 139H222V138H221ZM225 139H226V138H225ZM233 139H236V137H235V138L232 137V140H233ZM203 141H205V140H203ZM229 141H230V139H229ZM229 141H226V140H225V141H223V142L226 143V142H229ZM237 141H238V140H237ZM66 142H68V141H65V143H66ZM69 142H70V141H69ZM69 142L66 143V144H65V143H62L63 147H62V145H60L62 148L60 149V146H59V147H58L59 149H57V151L52 150V151H54V153H53L52 151H50V155H49L48 157H45V158L48 159V160L45 159V161H46V162L48 161V163H46L45 161H43V162H42L43 164H42V163L39 164V166H40V165H41V166L44 165V169H43V171H45V172H43V173H44L45 176H43V173H42V175H41V176H43V177L39 176V177H41L40 179H42V180H41L42 183H41V182H38V181H40V180L37 179V182H38L37 184L41 183V184H42V185H41L42 187L40 186V188H39V186H38L37 184H34V186L31 185V186H32V189H30L31 187H29V189H30L31 191H30V190H26V191H28L29 194H30V193L32 194V195H29L30 197H31V196L34 197V198H33V197L29 198V201H30V202L28 203V205H29V207L27 206L28 208L25 207V208H21V209L18 208V209H17V207H24V206H25V205L22 204V201H19V203L16 202V204H15V202H14V203L11 202L12 205H11L10 208H8V207H9V205H10L11 203H8V205L6 204V206H7V208H8V209H6V206H5V202H6V200L3 201L4 198H0V202H1L2 204H4V206H5V207H4V206L1 205V203H0V213H1V214H0V217L2 218V219L0 218V220H1V222H0V226H1V224H2V226H3V227H2V226L0 227V232H2V233H0V234H1L0 236H2L3 238H6V239H3V238H2L3 240L0 239V240L3 241V242L0 241V243H1V244L4 243V244L6 245V244H8V242L11 240V241L9 242L10 245H9V244L6 245V246H8V247H6V248H5V245H1V244H0V247H1L0 249H1V251H2V248H3L2 246H4V248H3V252H0V253H2V254H1L2 256L0 255V256H1V257H0V261H1V262L3 261V256H4V255L6 256V254H7V256H8L9 254H18V253H19V254L25 256V258H26V262H25V263H27V264H29V262H30V264H31L32 262H33V263H36V261H37V264H38L39 262H40L39 264H43V263H44V264H48V263L43 262L42 259H40V258H44L45 255H46V253H47V256L50 257V259H53V260H50V259H48V257H46V259H45L46 262H48V261L50 260L49 263L54 264V263H55L54 260H55V261L60 260V258H61L62 255L64 256V254L69 253V250H70V252H73V250H76V249L80 250V249H81V251H79V254H78L77 256H78V258H80L79 256H81V254H83L82 256H84V257H81V258H80V261H81V262L79 261L78 258H77L78 260L75 258L76 260L74 259L75 261H73L74 263L72 262V264H75V263H77V264H88L89 262H87V261H90V264H91L93 261H94L93 264H96V263L98 264V262L101 261V260H105L106 264H109V263H111V264L113 263V264H114V258H113L114 256H113V255H114L115 253H117L118 250H119V251L122 250V251L120 252V254L117 253L118 255H115V258H116V259L118 258L117 260L115 259V261H116L115 264H119V263H122V264H123V263H124V264H128L127 262H131V260H132L133 264H138L139 261L136 260L137 258H135V255H136L137 257H139V258H138L139 260H141L140 258L143 259V256H145L146 254H149V256H148V255L145 256V257H146L145 259H147V258L149 259V260L147 259L148 263H147V261H146L145 259H143V260L140 261L141 263H139V264H145V262L143 263V261H146L147 264H151L152 262H153L152 264H158V262L156 263L154 260L151 262V260H152V259H155L154 257H157V256H158V252H159V251H158V246H159V247L161 248V251H164V249H165V251H164L163 253H162L161 251L159 252V253H161V254H164L165 252L167 253L168 251H167L166 249L170 250L172 253H174V255H175V253H176L175 256H177V257H176L175 259H174L173 255L171 254L170 251H169L170 253L168 252L169 254L167 253V255H169L168 258H169L170 256L173 257L172 259H171V257L168 259V260H170V263H171V260H172V261H173V260L176 261V259H177L176 262L174 261L176 264H178L179 262H180L179 264H197V261H198V264H204V263H205V264H213V263H214V264H219V263L221 264L222 261H220V259L222 258L221 260H223V257H224V261L222 262L223 264H224V263L227 264V263H229V262H231V263H229V264H238V263H239V264H243L244 262H245L246 264H250L252 261H254V262H252L251 264H253V263H254V264H256V263H257V264H259V263H260V264H261V263L264 264V262H262V261H264V259H262V261L260 260L262 257H264V255L261 256V254H264V247H262V246H264V244H262V243H264V240H262V239H264V238H261V237H264V235L261 236V234H264V233H261L262 230H264V213H262V212H264V210H260L262 207H264V205H262V206L259 205V204H261V202L264 203V198H262V197H264V187H262V185H264V184H262V181H264V180H262V179H264V175H262V171H264V167H262L261 169L258 168V167H261L262 164H264V162L260 161L259 165L255 163V165H256V170L258 169V171L260 172V174H258L259 172L256 173L255 165L253 164L255 161L258 163V161H259V160H262V158H264V157L261 156L262 158L260 157V159H259V156L256 154V153H257V151H256L257 149H256V148L251 147V146L248 147V146H247L246 144H244V143H241L239 146L242 147V146H243L242 144H244V145L247 147V149H246L245 146H243V147H245V148H243V147L241 148V147H239V146L237 145V144H239V143L235 141V143H234V142L230 143V147H231V145H232V147L234 146L233 148H235V149L231 148L230 150H231V151L234 150L233 152H235V150H236L237 147L241 149V150L238 149V150L241 151V152H238V151H237L238 153L235 152V156H234V157H235V162H234V158H233L234 153L232 152L233 154H232V153L230 154V152H231L230 150H227V151H230L228 154H226L227 151H225V153H224V152H222V153L219 152L220 154L218 153V158L215 159V160L218 161V159H219L220 156H221V158H220V160H219V164L222 163V164H221L222 167H221V165H220V167H221L220 169H222V168L225 166V164H228V166H230V167H229L230 169L227 168V169H229V170L225 171V172L227 173V176L229 175V173H230V176H231V178H228V179H229V180H228V181H229V186H228V182L225 181V180L227 179V177L224 176V174L220 173L221 176H222L225 180H224L222 177H220V176L217 178V180L220 181V182H218V184H219V183H220V184H223V185H221L220 187L226 188V190H225V191H227V192H226V196L228 195V190H230V188H231V187H230V182H231V181H232L231 183L234 182L233 184H235V183L237 184V183H238L239 185H241L244 181H246V180H242L243 182L240 181V180H241L240 178H241V176H242V173H241L240 171H242V170L238 169L239 167H240L241 169L244 170V174H243V175H244V179H245V175H247V176H251V175H250L251 173H250V174H245V173H249V172H252V174H253V173H256L259 177L256 178V177H255L256 175L254 174V175H253V176L255 177L254 182L258 183V180H260V183H258V184H259V186H260V185H261V186L259 187L258 184H257V185L255 184V185H256V186H255V187H256V190H255V188L252 189L253 193H252V191H251V189H250L251 185H250V187H249V182H248L247 185H246V182H245V184L243 183L244 186H245V185L248 186L247 188L250 189L249 192L252 193L253 197H252L251 193H250L251 196L249 195L248 190H246L247 188L238 192L237 190H238L239 187H240V186L238 187V184H237V185L235 184V186H237V187L231 189V190L234 189L233 192L230 190V192H229L230 194H229V195H230L231 197H230V196H227V197H226V196H225V193H223V192H221V193L217 192V194H216V191H214V192L211 191V192H210V193H212V195H211V194L209 193V191H208V193H207V189L204 188V187H205V186H204V182H203L204 179H203L200 175H198V176L196 175V176H194V178L196 177L198 180H199V179H201V180L198 181V180L195 178L194 181L197 180L196 182H198V183L201 181V182L199 183L200 186L198 185V183H196V184H194V185L192 186V189H194V188H196V187L199 186L200 189H201V188H202V189H205L204 191H206V193H207L208 195H211V197L214 196V198H213V197L210 198V196H207L206 193L202 190L203 193H202V192H201V193L203 194V196H204V194H205V196L207 197V199H205V200H206V203H207V202H208V203L205 205V203L203 202V201H205V200H203V199L205 198V196L201 198L202 194H201V196H199L200 198H197V197H196L197 201H200L199 199H201V202H202V204L204 205V206L202 205L203 208H201L202 206H201V203H200V205L197 204V205H195V206H194V205L191 206V207H193L194 211H193V210L191 211V208H190V206H189V207H187V209H185V210L183 211V213H181V214H176V215H174V217H173V214L169 215V216H171V217H170V220L168 219L169 217L167 216L168 218L166 217V219H165V221L168 219V222H169V223L167 222L168 225H169V227L167 228L168 225H164V224L166 223V222L164 223V221H163V222H159V221H158V224H157V217H159V216L162 214V212H164L163 209L166 210V209H169V208H170L169 205H168L165 201H164V203H163V199H164L165 197H162V196H161V198L158 199V200H159V203H158V200H157L156 198H159L160 195H157V197L152 195L153 199H152L151 195H150V196L148 195V196L146 197V195H147L146 192H150V191H148V189H147L148 187L145 189L146 186L144 187L143 185L140 184L141 180H138V179H140L138 174L144 172V171H142L141 169H139L140 164H142V163H143V160H144L141 156H139V153L142 152V151H140V149H138L140 152H139V151L136 152L137 149H134V151H135L137 154H136L135 152H133V151L131 152V154L134 153L136 156L132 154V157L129 158L127 161L124 162V163H127L130 167H131L132 165H134L133 172H132L133 174H131V175H129V176L126 177L128 182H127V181L125 182V179H126L125 176L123 177L124 179H123V178H120L119 183L116 182V180L119 179V177H118L119 174H118V173H120V177H121V174H122L121 172H118V171H121V170H119V168H118V170L115 169V170L110 171L109 173H105V174H111V175L114 174V175H112V176H113V177L116 176V180H114L115 178H111V177H112L111 175H110V176H111V177H110V176H108V175L105 176V174H103V176H101V177H99V176H100V175H99V176H98V179H96V180L94 179V180L97 182V181L99 180V178H100V180H101L102 177H104V178L106 177V179H108V182H106L107 180H106V179L104 180V178H103L104 181L101 180V184L103 183V186H102V185H99V182H100V181H98L97 184H96V183H94V181L92 180V178H97V176H96V177L90 176V177H92V178H91L92 181H91L90 179H86V180L83 179V177H84V178H90L89 175H88V176H87V175L85 176V172H86V171H85V169H84L86 165H87L86 167H89V166H88V165H89L88 161L90 162V160H91L90 164H91V163H94V164H92L93 166L90 165V168L92 167L91 169H93V168H95V167L98 166L97 163H99V156H100V155H99V156H96V155H98L100 152L94 151L95 149H90L89 151H88V150L83 151V150H81V149L78 150L77 148H75V146L73 145V143H69ZM209 142H210V144H209ZM223 142H222V143H223ZM206 143H208V147H209V145H211V141H210V140H208ZM236 143H237V144H236ZM67 144H70V145L72 144V145L70 146V145H67ZM203 144H205V143H203ZM235 144H236V145H235ZM65 145H66V146H65ZM64 146H65V148H64ZM68 146H69L70 148H68ZM66 147H67V148H66ZM202 147H203V146H202ZM206 147H207V144H206V146L203 147V148H206ZM208 147H207V148H208ZM248 148L253 149V150H252V151L250 150V153H249V151H247V150H249ZM68 149H70V152H69ZM242 149H243V151L245 150L246 152H245V153H242V152H243ZM254 149H255V150H254ZM66 150H67V151H66ZM91 150H92V151H91ZM62 151H63V154H62ZM65 151H66V153H67V152H69V153L66 154ZM72 151H74V152L76 151V152L74 153V152H72ZM82 151H83V153H82ZM87 151H88V153H89L90 155H89L88 153H87V155H86L85 152H87ZM51 152H52L53 154H52ZM78 152H79V153H78ZM80 152H81V154H80ZM251 152H253V153H251ZM55 153H56V155H55ZM57 153H58L59 155L61 154L60 157H59V155H58ZM71 153H72L73 155H72ZM84 153H85V154H84ZM91 153H92V154H91ZM173 153H176V155H175V154L171 155V154H172V152H171V153L169 154V155H171V156H169L168 154L165 155L164 152H163V153H161V155H160L159 158H157V157L154 158V157H153V158H150L149 161H148V162H149V165H150V163H151L152 160H153L151 170H154V169H157V168H158V170L161 169L160 172H161V173L163 172V173H162L163 176H162V174L160 173L162 179L165 178V177H164V173H166V171H167V170H166V171L164 170V167L167 166L166 169H168V167H169V169L171 168V170H174L173 167H174V168H175V167H176V168L179 167L180 164H181L180 167H183L182 165H183V162H184V161L181 163L182 160H185V159H183V158H186V160H187V157H188V159L190 158L189 155L186 157L184 154H183V155H184V157H183V155L180 154V153H178V151H173ZM198 153L201 154V151L198 150V152L196 151V152H193L192 154L190 153L191 158H192V157L194 158L195 155H196V157L200 156V154L198 155ZM239 153H241V154H239ZM246 153H247V155H245ZM248 153H249L251 156H249ZM51 154H52V155H51ZM64 154H66V155H64ZM69 154H70V155H69ZM74 154H76V155H74ZM77 154H78V155H77ZM83 154H84L85 156H84ZM223 154H225L224 157H223V160H224V158H228L226 155H229V156H230V157L228 158V160H227V159L224 160V161L227 160L226 163H224V161L222 160V155H223ZM242 154H243V155H242ZM53 155H54L55 157H54ZM71 155H72V157H70ZM82 155L85 157V159H84V160L82 159V162H80V161H81L80 158L83 157ZM137 155H138V156H137ZM162 155H163L164 157H163ZM179 155H180V157H179ZM197 155H198V156H197ZM219 155H220V156H219ZM253 155H255V157L258 156V158H255ZM63 156H64L65 158H64ZM66 156H69V157L72 158V159H70L69 157L67 158ZM74 156H78V157H75L76 159H75L74 162H73V158H74ZM93 156H94V157H93ZM95 156H96L97 161H98L97 163H96V158H95ZM166 156H167L168 158H167ZM181 156H182V157H181ZM231 156H232V160H233V161L231 160ZM53 157H54V158L57 157V158L54 159ZM79 157H80V158H79ZM84 157H83V158H84ZM87 157H89V158L87 159ZM169 157H171V158H169ZM172 157H174V159H173ZM177 157H178V158H177ZM236 157H237V159L239 158V161L236 160ZM243 157H245L246 161H245V159H244ZM248 157H249V158H248ZM251 157H252V158L254 157L255 159L253 158V159H254V160H253ZM49 158H50L51 160H50ZM60 158H61V160H60ZM66 158H67L69 161H67ZM91 158H92V159H91ZM94 158H95V159H94ZM133 158H134V160H138V164H137V161H135L136 163L133 162ZM160 158H161V159H160ZM162 158H163V159H162ZM164 158H166V159L164 160ZM176 158H177V159H176ZM180 158H181L182 160H181ZM242 158H243V159H242ZM247 158H248V159H247ZM250 158H251V159H250ZM62 159H63V160H62ZM65 159H66V161H64ZM89 159H90V160H89ZM141 159H142V160H141ZM154 159H155V160H154ZM158 159H160V160H158ZM167 159H170V161H171V159H173V160L171 161L172 164L169 163L170 161L168 160L169 162H168V161H167V162H168L169 165L166 164L164 167L162 166L163 171H162V168H161V167H160V169H159V166H158V167H157L156 165H154V166H156V167L153 166V164H155V163L157 164V162H160L161 160H163V161L166 162ZM175 159H176L177 162H179L180 164H177V162H176ZM179 159H180L181 161H179ZM229 159H230V160H229ZM257 159H258V160H257ZM49 160H50V161H54V162H55L56 160H58V161H57V164H56V167L54 166V165H55L54 162H50ZM78 160H79V161H78ZM92 160H94V161H92ZM186 160H185V161H186ZM241 160H242V164L240 163ZM243 160H244V161H243ZM248 160H249V161H248ZM250 160H251V161H254V162L251 163ZM62 161H64V162H63L64 164H65V162H66V164H67L68 166L65 164V166H66L65 168H64V167H59V166L62 165V163H61ZM70 161H71V163H69ZM83 161H86V162L84 163ZM129 161H131V162L134 163V164H131ZM139 161H140V162H139ZM150 161H151V162H150ZM154 161H155V163H154ZM213 161H214V160H213ZM217 161H214L213 163L211 162L212 164H211V163H209V164H211V166H214L213 168L215 169L216 164H218ZM221 161H222V162H221ZM228 161H229V162L231 161V163H230L231 165L229 164ZM236 161L239 162L240 165H242V166L247 164V167H248L249 169H246V168H247L246 166H243V168H242L240 165L238 166V165L236 164V163H237ZM44 162H45V163H44ZM59 162H60V164H59ZM76 162H77V166L79 165V163H81V164H80L81 167L78 166L79 169L77 168V166L75 167V165H76L75 163H76ZM78 162H79V163H78ZM167 162H166V163H167ZM216 162H217V163H216ZM246 162H247V163H246ZM261 162H262V164H261ZM49 163L51 164V165H50L51 168H50V166L46 167L47 164L49 165ZM52 163H53L54 165H53ZM55 163H56V162H55ZM83 163H84V165H83ZM223 163H224V164H223ZM233 163H235L234 165L237 166L236 168H234L235 166L233 165ZM239 163H238V164H239ZM64 164H63V165H64ZM70 164H71V165H70ZM73 164H74V167H75V168L72 167L73 169H72V168H70V169H71L72 171H73V170H75V171H73L72 174H75L74 172H76L77 170L79 171L80 174L72 175V174H69V173H68V172L71 173V170L68 169V168L71 167ZM95 164H96V165H95ZM127 164H126V166H127ZM130 164H131V165H130ZM170 164H171V165H177V166H171ZM219 164L217 165L218 167H219ZM260 164H261V165H260ZM45 165H46V166H45ZM58 165H59V166H58ZM63 165H62V166H63ZM124 165H125V164H124ZM136 165H138V166H136ZM149 165H147V166H148V167H151V165H150V166H149ZM178 165H179V166H178ZM251 165H253V166L251 167ZM94 166H95V167H94ZM135 166H136V169H135ZM207 166H208V165H207ZM233 166H234V167H233ZM249 166H250L252 169L254 168V172L250 169ZM52 167H53V168H54V167L57 168V169H58V170L56 169L57 172L54 171V169H52ZM127 167H128V166H127ZM218 167H216V168H218ZM226 167H227V166H226ZM232 167H233V168H232ZM245 167H246V168H245ZM47 168H48V171H46ZM59 168H60V169H59ZM61 168H62V169H65V172L68 170V172H67L68 174H67V173H66V174L69 175V177H68L67 175H66V176H67V178H69V179L62 178V176H65V175H63L65 172H64ZM66 168H67V169H66ZM81 168H83V169H81ZM122 168H123V169H126V167H125V168L122 167ZM128 168H129V167H128ZM176 168H175V169H176ZM224 168H225V167H224ZM224 168H223V170H221L220 172L224 171ZM244 168L247 170V172H246V170H245ZM50 169H51V170H50ZM80 169H81V170H80ZM138 169H139V171H140V170H141V171H140V172L137 171ZM169 169H168V170H169ZM210 169H212V168H210ZM218 169H219V168H218ZM220 169H219V170H220ZM231 169L233 170L232 173L230 172ZM234 169H235V170L237 169V170L235 171V173H233V172H234ZM59 170H60V171H59ZM89 170H90V169H89ZM134 170H135L136 173L134 172ZM219 170H218V171H219ZM225 170H226V168H225ZM248 170H250V171H248ZM261 170H262V171H261ZM50 171H51V172H54V174L52 173L54 176L50 173ZM78 171H77V172H78ZM81 171H83V173H81ZM87 171H88V170H87ZM116 171H117L118 173L115 174ZM215 171H216V169H215ZM218 171H217V172H218ZM237 171H239L241 174H240L239 172H237ZM46 172L48 173L47 175H48L49 177L46 176ZM59 172H60V173H59ZM111 172H112V173H111ZM137 172H138V174H137ZM167 172H168V171H167ZM236 172H237V173H236ZM242 172H243V171H242ZM49 173H50V174H49ZM57 173H58V174H61V173H62L61 175H59V179L61 178V181H59L58 176H57ZM134 173H135L137 176H136ZM223 173H224V172H223ZM83 174H84V175H83ZM233 174H234V175L236 174L235 176H237V175L240 174L241 176L239 175L238 177H240V178H237V179H236L235 176H234ZM50 175H51V177H50ZM55 175L57 176V179L55 178V177H56ZM71 175L74 176V177H72ZM81 175H82V176H81ZM134 175H135L136 177H135ZM160 175H159L158 179H161ZM225 175H226V174H225ZM260 175H261V176H260ZM52 176H53L55 179L52 178ZM66 176H65V177H66ZM75 176H76V177H75ZM131 176H134V178H132ZM232 176H234V178H233ZM247 176H246V177H247ZM45 177H48L49 179H48V178H45ZM78 177H79V178H78ZM109 177H110L111 179H109ZM129 177H130V178H129ZM163 177H164V178H163ZM198 177H199V178H198ZM200 177H201V178H200ZM43 178H44V180H43ZM76 178H78V180H75ZM81 178H82V179H81ZM150 178L152 179V177H150ZM219 178H222L224 181H223L222 179H219ZM247 178H248V177H247ZM247 178H246V179H247ZM250 178H251V179H250ZM252 178H253V177H249L248 181H250V180L252 181V180H253ZM259 178H260V179H259ZM53 179L56 180V182H52V181H54ZM62 179H63V181H64L63 183H62ZM64 179L67 180L68 182L65 181ZM72 179H73V181H72ZM80 179H81V180H80ZM121 179H122V180H121ZM131 179H132V180H131ZM133 179H136V180L133 181ZM162 179H161V180H158V184L161 183V182L163 183V181H166V180H168L169 178H168V179L166 178V179H164V180H162ZM230 179H231V180H230ZM233 179H236V180L234 181ZM238 179H239V181H237ZM242 179H243V178H242ZM256 179H257V181H256ZM45 180H50V181H47V182H50L51 185H50L49 183H47ZM57 180H58L59 182H58ZM74 180H75V181H74ZM79 180H80V182H81L80 184H79V182H77V181H79ZM83 180H85V182L87 183V186L84 184V186L87 188V191H85L86 188L82 187V186H83L82 183L84 182ZM87 180H88V181H87ZM109 180H111V181H109ZM123 180H124V181H123ZM130 180H131V181H130ZM149 180H150V179H149V177H148V180H147V181H149ZM43 181H44V182H43ZM70 181H72V182H71L72 184L76 185V183H77L78 185H77V186H72V184H70L72 187L70 186L69 189H68V187H66V186H67V185L69 186ZM102 181H103V182H102ZM113 181H114V182H113ZM135 181H136V182H135ZM139 181H140V182H139ZM159 181H160V182H159ZM236 181H237V182H236ZM251 181H250V182H251ZM60 182H61L62 184H64V185L66 184V186H65L66 190H65V188L63 187L64 185L62 186V184H59ZM66 182H67V183H66ZM73 182H74V183H73ZM85 182H84V183H85ZM91 182H93L94 184H92ZM109 182H110V183H109ZM111 182H112L113 184H115V185L117 184V186H118V185L120 186V184H121V186H120L121 189L119 188V186H118V187H117V186L115 187ZM122 182H123V183H122ZM124 182H125L126 184H125ZM131 182H132V183H131ZM133 182H134V183H133ZM138 182H139V185L137 186ZM223 182H226V183L224 184ZM241 182H242V183H241ZM254 182L251 183L253 186H254ZM35 183H36V182H35ZM46 183H47L48 185H46ZM53 183H54V184H53ZM57 183H58V184H57ZM104 183H105V184H104ZM107 183H108V184H107ZM135 183H137V184L135 185ZM201 183H203V186H204V187L201 185ZM44 184H45L46 186H45ZM91 184H92L93 186H95V184H96V186H98L99 188H100V186H102L103 188L101 187L100 190H101V189H102V190L104 189L103 191H105V189H106V191H105L106 194H105L104 192H103L104 194H103V193L100 194L99 192H101V191H100V190H99V191L97 190V189H99V188H97V189L94 190V188H95L96 186L93 188ZM122 184H124V188H123V185H122ZM127 184H128V185L130 184L129 187H128ZM158 184H157V186H156L157 188L160 187V184H159V186H158ZM220 184H219V185H220ZM226 184H227L228 187L225 186ZM39 185H40V184H39ZM55 185H57V186H58V185H61L60 188H58L59 186L57 187V188H58V189H57L58 191L55 189V187H56ZM89 185H91V186H89ZM112 185H113L115 188H114ZM125 185H126L127 188H125ZM131 185H132V186H135V187H132ZM155 185H156V184H155ZM197 185H198V186H197ZM231 185H232V184H231ZM48 186H49V188H51V189L53 190V192H54V191H55V192L53 193L52 190L49 191V190H48V189H49ZM50 186H51V187H50ZM54 186H55V187H54ZM78 186H79V188L81 187L80 189L83 191V193H82V191H81L80 189L76 188V187H78ZM88 186H89V189H88ZM104 186L107 187V188H105ZM108 186H109V187L111 186V189L113 188V190H111ZM130 186H131L132 188H131ZM139 186H140L142 189H140ZM201 186H202V187H201ZM241 186H242L243 188L246 187V186L244 187L243 185H241ZM253 186H252V187H253ZM257 186H258V187H257ZM33 187H34V188H33ZM46 187H47L48 189H47ZM52 187H53L55 190H54ZM62 187H63L64 189H63ZM73 187H74V188H73ZM199 187H198V189H199ZM229 187H230V188H229ZM232 187H234V185H233ZM242 187H241V188H242ZM252 187H251V188H252ZM36 188H38V191H37V190H33V189H36ZM41 188H43V191H42ZM44 188H46L48 191H47V190H44ZM70 188H71V189H70ZM91 188H92V189H91ZM108 188H109L110 190H107ZM116 188H118V190H117ZM135 188H136V189H135ZM228 188H229V189H228ZM241 188H240V189H241ZM243 188H242V189H243ZM258 188H259V189H258ZM75 189H76L77 191H76ZM115 189H116V191L118 192L117 195L120 194V196H121L122 193H123V194L125 193L126 196H125V195H122V196H124V197L127 198V194H129L128 197H129V196H130V197H131V196L133 197V195L136 194L137 196H136V195H134V196H135V198H137V197H138V198H137V199H134V198L132 199V197H131V198L129 197V198L126 199V198H123V197L121 196V200H120V196H119V198L117 197V195L115 196V194H116ZM125 189H126V191H125ZM138 189H139L140 192H141V191H144V192L146 191V192H145L146 195L144 194V192H141V194H142V196H141V194L139 193V191H137ZM196 189H197V188H196ZM198 189H197V190H198ZM240 189H239V190H240ZM39 190H40V193H43V192H44V195H45V194H46V195L44 196L43 194H41V196H42V195H43V196H42V197H39V196H40V195H39ZM59 190H62V193H63L64 190H65V192L68 190L69 192L67 191V195H70V196L72 195V192H74L73 195L71 196V197H72V200H71V201L69 200V203H68V199H71V197L69 196L70 198H68V196H66V194H65V196L67 197V198H65L64 193L62 194L61 191H59ZM70 190H72V192H70ZM73 190H75V191H73ZM88 190H90V191L92 190L93 193H94V195H95V193H96V195H97L98 193L100 194L99 196L97 195V197H96V196H93V193L91 192V194H90L89 196L92 195V196L94 197V200H93L94 202L91 201V199H93V197H91V199H90V197H89V199H88V196H86V195H88V193L90 192V191H88ZM96 190H97V191H96ZM131 190H132V191H131ZM158 190H159V188H158ZM26 191H25V193H24V197L28 196V194H27ZM41 191H42V192H41ZM45 191H46V193H45ZM56 191H57V192H56ZM79 191H81V193H79ZM108 191H110V192L113 191V192H112L113 194L111 193V196H112V197H110V193H108ZM194 191H195V190H194ZM235 191H237V193H236ZM245 191H246V192H245ZM254 191H255V192H254ZM256 191H258V192H256ZM32 192L35 194V196H34V194H33ZM47 192H49V193L52 192V195H51V193L48 194ZM87 192H88V193H87ZM119 192H121V193H119ZM134 192H135V193H134ZM136 192H138L139 195H138ZM241 192H243V194H244V193H245V194L247 193L246 195H249V196H247L248 199L245 200V198H246L245 196H246V195L244 194L245 196L242 197V193H241ZM17 193L19 194L20 191H17ZM36 193H38V194H36ZM78 193H79V194H78ZM86 193H87V194H86ZM114 193H115V194H114ZM222 193H223V194H222ZM238 193H239V195H238ZM26 194H27V195H26ZM54 194L62 195V197L59 196V195H54ZM75 194H78V195L81 194V196H79V198H78V195H76V197H77V199H76L75 196H74ZM83 194L86 196L84 199H83V197H84ZM107 194L109 195V197H108ZM231 194H233V195L235 194V196H236V194H237V198H235V200H234V199H233L234 196L231 195ZM260 194H261L262 196H261ZM36 195H37V197H39V201H40V200L43 201V203L40 201V206H41L42 209H43V210H42V209H41V210H42L43 212H41V210L39 209V208H41V207H39V206H37L38 208L36 209L35 204H36V203L39 204L38 199L35 200V199L37 198ZM47 195L49 196V198L51 197V199H55L56 197L59 196L60 198H62V200L64 199L65 202H66L67 204H70V203L73 204L74 201H75L76 203H77V202H78V203H77V204L74 203L73 205H71V208H70V206H67L68 209L70 208V210L68 211L67 209H65V208H67V207L65 206V205H67V204H65V202H63L65 205H62V202H61L62 200H61L60 198H59V199L56 198L55 200H56V202H58V203H57V204H56V202H54V203H55L56 205H58V204L60 205V204H61V205L63 206V208H61V205L59 206V209H62V210L58 212L59 209L57 210V206H56L55 204H51V205H49L52 201H55V200L48 199V197H46ZM104 195H105V197H103ZM106 195H107V196H106ZM155 195H156V194H155ZM179 195H180V194H179ZM219 195H221V196H219ZM254 195H255V197H254ZM257 195H258V196H257ZM54 196H55V198H54ZM73 196H74V197H73ZM100 196H102V198H101ZM113 196H114V197H113ZM140 196H141V197H140ZM143 196H144L145 198H144ZM215 196H216L218 199H217ZM222 196L225 197V198L223 197V200H222V198H221ZM232 196H233V197H232ZM239 196L242 197L241 200H240V197H239ZM3 197H5V196H3ZM43 197L45 198V200L42 199ZM80 197H82L83 200H82ZM99 197H100V198H99ZM106 197H107V198H106ZM150 197H151V198H150ZM249 197H250V198H253L254 200H253V199H250L251 201H249ZM257 197H258L259 199H258ZM32 198H33V200L31 201ZM73 198H74V200H73ZM96 198H97V199H96ZM105 198H106V202H105ZM110 198H111V199H110ZM115 198H116V200H115ZM139 198H140V200H138ZM147 198L149 199V201H150V199H152V201L154 200V204H155V205H156V202H157L159 209H158L157 205H156V207H157V208H156V207L154 206L153 203H152V205H153V206H152V205L150 204L151 201L149 202ZM154 198H155V199H154ZM219 198H221V199L219 200ZM226 198H227L228 200H229L230 198H232V199H230V203H231L232 200H233L232 202H234V203H235V202L239 203V205H238L237 203H235V205H238V208H236V206H234V205H233V207H232V208L235 207L234 210H232L231 208H229V207H230V206H229L230 203L228 202V200H226ZM238 198H239V200H237ZM243 198H244V199H243ZM261 198H262V199H261ZM5 199H6V197H5ZM19 199H20V198H18L16 201H18ZM79 199H80V202H79ZM86 199H88V200L86 201ZM95 199H96V201L99 200V201H97V203H99L100 200H101V204H100V205L97 204V203L95 202ZM107 199H108V200H107ZM113 199H114V201H112ZM117 199H118V200H117ZM128 199L131 200V201H132V200H133V201L136 200V202H137L138 204H139V202H140V204H139V206H138V207L140 208V210L135 209V208H138V207H137L138 204L136 205V203L132 201V202L134 203V204H133L132 202L128 201ZM145 199H146V200H145ZM161 199H162V200H161ZM208 199H210V201H208ZM212 199H213V200H212ZM214 199H216V201H214ZM224 199H225L227 202H226ZM242 199H243V200H242ZM47 200H48V201H47ZM59 200H61V201H59ZM64 200H63V201H64ZM66 200H67V201H66ZM76 200H77V201H76ZM81 200H82V201H81ZM103 200H104V201H103ZM109 200H110V201H109ZM141 200H143L144 203H143V201H141ZM202 200H203V201H202ZM211 200L214 201L213 204H215V205L218 204V205H219V208H218V209H217L216 207L214 208L215 205L213 206V209H217V210H216L217 212H219V210H221L220 207H222V209H223V206L226 205V206H224V207H225L224 209H226V210L229 211V212L226 213L225 210H223L224 212H222V210H221V213H222V214H218V213H217V214H218V218H219L220 220H221L222 218L226 217V216H227L226 214H228V216L225 218V219H227V222H228V223H227L228 228L230 227L231 229H232V228L234 229V227L236 228V227L238 226V224L240 223V225L237 227V228H239L240 226H243L244 223H245L244 226L247 227V228L242 227V229L239 228L240 230L237 229V228L234 229V230H238V232L242 231L243 233L241 234V236H242L243 234L246 235V236H243V240L240 239V243H241L240 245H241V246L237 247V245H239V243H238V240H239L238 238H239V237L237 238V236H236L238 232H237V231L234 232L233 229L231 230V229L226 228L227 226H226L225 223H224V222H226L225 219H223V221H222L224 224H223V223L221 224V221L219 222V221H218L219 219L216 218V217H217V216L215 215V214H216V211L213 212L212 206H210V207H205V206H207V205L209 204V202H210V205L212 204V201H211ZM217 200H219L220 202H217ZM221 200H222V201H221ZM236 200H237V201H236ZM244 200L247 202V204H250V203H252V202L254 201V202H253L254 204H250V205H248V207H250V206L252 207V208H251V207L249 208V210H250L251 212H250L249 210H247L248 207L246 206L247 204L244 203V202H245ZM260 200H262V201H260ZM14 201H15V200H14ZM34 201H35V202H34ZM36 201H37V202H36ZM45 201L48 202V207H46V206L44 205L45 203H47V202H45ZM50 201H51V202H50ZM72 201H73V203H72ZM84 201H85V202H84ZM88 201H91V202H88ZM123 201H124V202L126 201V202L124 203ZM239 201H241V202L244 201V202H242V204H241V202H239ZM256 201H258L257 204H256ZM259 201H260V203H259ZM3 202H4V203H3ZM20 202H21V206H20ZM33 202H34L35 204H31V203H33ZM82 202H84V203L87 204V205H86V206H83L84 203H83V204H80V203H82ZM92 202H93L94 204L96 203L95 206H92V204H93ZM109 202H110V203H109ZM112 202H114V204H113ZM117 202H118V203H117ZM119 202H123V203H119ZM127 202H129V203H131V204L129 205V203H128V205H127V204H126ZM146 202H148V203H146ZM216 202H217V203H216ZM222 202H224V205H223ZM248 202H250V203H248ZM17 203L19 204V206H17ZM41 203H42V204H41ZM90 203H91V204H90ZM106 203H109V204L106 205ZM141 203L144 204V205H143V208H141V207H142V204H141ZM161 203H163V205H162ZM221 203H222V205H221ZM225 203H226V204H225ZM227 203H228V204H227ZM234 203H233V204H234ZM243 203H244V204H243ZM14 204H15L16 206H15ZM38 204H36V205H38ZM85 204H84V205H85ZM88 204L91 205V206L89 205V207H91L90 209H89V207H88ZM115 204H117V205L115 206ZM118 204L121 205V206H122L123 204H126V205H125L126 208H125V206H124V207H123V206L121 207V206H119ZM148 204H149L150 206H148ZM166 204H167V207H166ZM194 204H195V203H194ZM213 204H212V205H213ZM240 204H241V205H240ZM255 204H256V206H255ZM13 205H14V207H15L16 210H15V209H14V210L12 209V208H14ZM30 205H31V206H30ZM43 205H44V208H45V209L43 208ZM54 205H55V206H54ZM76 205H77V206H76ZM102 205H103V207H102ZM140 205H141V206H140ZM160 205H161V206H160ZM218 205H217V206H218ZM253 205H254V207H253ZM1 206H2V207H1ZM33 206H35V210H39V212H40L41 214H42V213H46V214L48 213V215L50 214V219H51V217H52V218H55V220H50V219H49V216H48V219H45V221H44L46 225L41 226L42 223H40L41 225L39 224V226H40V230H39L38 223H39L40 221L43 220V219L40 220V218L43 217V215H46V214H42V216H41L40 213H39L38 211H35V210H34V207H33ZM50 206H52V207L49 208ZM53 206H54L55 208H54ZM64 206H65V207H64ZM99 206H100V208H99ZM109 206H110V207H109ZM112 206H113V207H112ZM114 206H115V207H114ZM129 206H134L135 208H133V207L130 208ZM200 206H201V207H200ZM240 206H241V208L245 206L244 208H247V209L245 210V209L242 208V209H243V210H242V209L240 208ZM260 206H261V208H260ZM32 207H33V208H32ZM75 207H76V208H75ZM78 207H79V208H78ZM81 207L83 208V210L81 209ZM84 207H86V209H85ZM104 207H106V208H104ZM108 207H109V208H108ZM111 207H112V208H111ZM127 207H129L130 210H129V208L127 209ZM198 207L201 208V211H202L201 213H202V214L205 212L203 215L201 214L202 217L200 216V214H199V216H198V214L196 215V213H200V210H199L200 208L197 209ZM257 207H259V208L257 209ZM30 208H31V210L33 211L32 213H28V212H27V211H30ZM47 208L51 209V212L54 211V210H52V209H55L56 213L54 212V214H51V213L47 212V211H49ZM74 208H75L74 212L76 211V212H75V215H76L77 213H78L79 215L82 213L81 217H83V219H84V217L87 218V217H86L87 214H88V217H91V215H92V217H97V215H98L99 219H98V220H95V219H97L98 217H97V218H91L92 220L94 219L93 221H91L90 218H89V219L87 218V219L90 221V222L88 221V223H89L90 225H91V222H92V225H93V226L91 225L92 227H88L89 225H88L87 221L85 222L86 219H84L83 224H84V222H85V224H84L83 226H81L82 223H81V225H79V224H80L81 220H83V219H82L81 217L78 218L79 215H76V216H78V217H76L75 215H72V214L74 213V212H73V209H74ZM77 208H78V209H77ZM101 208H102V210H101ZM110 208L113 209V210H114V208H117V209H115V210L118 211V212H116L115 210H114V212H112L113 210H110V211H109V210H106V209H110ZM120 208H122L123 210H121ZM139 208H138V209H139ZM150 208H152V209H151V212H148V211H150ZM206 208H207V210H205V211L202 210V209H206ZM208 208H209V212L212 210L211 212H213L214 215L216 216L215 218L217 219V222H216V219L213 218L214 215H213V213H211V212H210V213H211V217H212V218H210V215H209L210 213H208ZM210 208H211V209H210ZM228 208H229V210H228ZM239 208H240V209H239ZM253 208H254V210H253ZM26 209H28V210H26ZM63 209H64L65 212L63 211ZM87 209H88V210H87ZM91 209H92V210H91ZM104 209H105V210H104ZM119 209H120L121 212L119 211ZM141 209H142V211L145 209V211H143L144 214H143V212H141ZM154 209H156L157 211L155 210V212H154V211H153ZM195 209H196V210H195ZM235 209H238V210H239V213H238V210L236 211ZM19 210H20V211H19ZM21 210H22V211H21ZM66 210H67V211H66ZM71 210H72V211H71ZM78 210H80V211H78ZM84 210H86V212H85ZM90 210H91V211H90ZM97 210H99L98 213H101V212H102L101 214H102V215L104 214V215H103V216H104V219H103V216H100L101 214H98V213H97ZM100 210H101V211H100ZM135 210H137L136 212H137L139 215H137V213L135 212ZM186 210H188V211L190 210L191 213H188V211H186ZM230 210H231V211H230ZM240 210H242V211H240ZM252 210H253V213H252ZM259 210H260V213H261L262 216L259 214ZM2 211H3V214H2ZM6 211H7V212H6ZM11 211H12V212H11ZM14 211H15V212H14ZM23 211H24V212H23ZM25 211H26V212H25ZM34 211L37 212V213H35ZM87 211H89V213H91L90 216H89V213H87ZM103 211H104V212H103ZM107 211H108V212H107ZM139 211H140V213H141L142 215L139 213ZM190 211H189V212H190ZM196 211H197V212H196ZM198 211H199V212H198ZM203 211H204V212H203ZM235 211H236L237 213H236ZM244 211H245L246 213H245ZM248 211H249V213H248ZM261 211H262V212H261ZM13 212H14L15 214H14ZM16 212H17V213H16ZM22 212H23V213H22ZM30 212H31V211H30ZM57 212L59 213L60 216L62 215V216H64V217H62V216H61V218H60V216L58 217V216H57V215H58ZM61 212H62V213H66V212H67L68 214L66 213V215H65V214H62ZM106 212H107V213H106ZM109 212H110V215L108 214ZM111 212H112L113 214H111ZM115 212H116V213H115ZM127 212H129V214H127ZM131 212H134V213H132L133 215L131 214ZM184 212H185L186 214H185ZM231 212H235V214H236V215H239V216H236L234 213L232 214ZM241 212H243L242 214L245 215L246 217H248V216H249V217H248V218H245V217H243V215L240 216V213H241ZM12 213H13V214H12ZM19 213H22L21 216H23V214H24L26 217L23 216V217H25V218L22 219V217L20 216ZM38 213H39V215H38ZM52 213H53V212H52ZM71 213H72V214H71ZM84 213H85V214H84ZM92 213L94 214V216H93ZM105 213H106V215H105ZM117 213H119V214H117ZM124 213L126 214L125 217H124V215H125ZM149 213H150V214H149ZM152 213H156V214H153L155 217H154V216H151ZM230 213H231V214H230ZM257 213H258V216H261L260 218L256 216ZM6 214H7V215H6ZM16 214H17V215H16ZM27 214H28V216H27ZM29 214H30V215L32 214V216H34V217H32V216L29 217V216H30ZM56 214H57V215H56ZM70 214H71V215H70ZM95 214H96V215H95ZM107 214H108V215H107ZM115 214H116V217H115ZM122 214H124V215H122ZM159 214H160V215H159ZM188 214H190V216H189ZM206 214L209 215L208 218H207V221H205V220H206V217H207ZM246 214H247L248 216H247ZM252 214H253V215H252ZM1 215H4V216H1ZM5 215H6V217H5ZM35 215H36V216H35ZM55 215H56V216H55ZM67 215H68V216H67ZM117 215H119V216H117ZM120 215H121V217H120ZM128 215H129V216H128ZM144 215H145V216H144ZM146 215H147V219H149V217H150L149 220L146 219ZM180 215H181V217H180ZM193 215H196V216H198L197 218H200V219H201V220L198 219L200 222L197 220V223H198V222H199V223H202V224H203V222L208 223V225L204 223V226H203V225L201 226V224H199L202 228L205 227V226H208L210 229H208L207 227H205V228H207V229L205 230V228H204V229H203L204 231L202 232V230H201L200 233H199V230H198V229H202V228H201L200 226L197 225V223H196V219H197L196 216H195L196 219H193V218H192V217H194ZM212 215H213V216H212ZM219 215H224V217H221V218H220ZM234 215H235L236 217H235ZM10 216H12L13 220L15 219L16 222H15V221H12L11 218H10ZM17 216H18L19 219H20V217H21V219H22V220H25V221H22V220L20 219V221L22 222V223L20 224V222H19ZM19 216H20V217H19ZM37 216H38V218H37ZM70 216H71V218H70ZM74 216H75L77 219H76ZM106 216H107V217H106ZM135 216H136V219L139 217V222H138V219H137V223H138V224H139L140 221L142 220L143 216H144L143 219H144V220H147V221H144V220H143L144 222H143V221L141 222V224H140V225H141V228H140V226L136 223V221L134 220V219H135ZM178 216H179V217H178ZM182 216H185V217H182ZM191 216H192V217H191ZM251 216H252V217H251ZM253 216H254V218H253ZM3 217H4L5 219H3ZM14 217H15V218H14ZM27 217H28V220H26ZM39 217H40V218H39ZM45 217H46V216H44L43 218H45ZM68 217H69L70 219H69ZM73 217H74V219H73ZM108 217H110V220H111L112 218H114L113 220L115 221V223H117V222H121V223H122L121 225H120V223H119V224H118L119 229H116V228H115V229L112 231L113 233H111V234H109L110 231H107L111 226L109 227V225H107L109 228H108V227L105 228V225H101V222H102L103 220H105V219H106V220H109ZM119 217H120V218H119ZM172 217L174 218V219H172V222L174 221V222H173L174 224H175V222H178L179 225H180L181 223L183 224V223H184L183 220L187 219V221H185V224L188 225L189 227H188V228L185 227L186 225L184 226V224L181 225L180 228H181L182 226L185 227V228L182 227L183 229L181 228V231L183 230V232L181 233L180 230H178V229H174V227H175V228H176V227L179 228L178 224L176 223V224H175L176 226L174 225V226H172V229H170V228H171V225L173 224V223L171 222V218H172ZM175 217H176L177 219H179V220L181 219L183 222L178 221ZM186 217H187V218H186ZM189 217L192 219V221L195 220V224H196V225H195V224H192L193 222H191V221L188 222V218H189ZM228 217H232V220H234V217H235V218H236V219H235L236 221H237V218H238V220H239V217H240V218L243 217L242 220L240 219L241 222H242V221H245L246 219H248V220H250V221L248 222V224H247V222L245 221V222H242V223L239 222V223L236 225L237 222H236V221H232V220L230 221L229 219H231V218L228 219ZM255 217L258 218V219H256ZM6 218H7V219H6ZM30 218H31V219H30ZM33 218L37 219V221H38V219H39V222H37V221H36L35 219H33ZM58 218H60V219H58ZM62 218H63V219H62ZM100 218H102L101 221H99ZM132 218H133V219H132ZM140 218H141V220H140ZM152 218H153V219H152ZM183 218H184V219H183ZM190 218H189V219H190ZM203 218H204V219H203ZM209 218H210V220H209ZM8 219H10V221H8L7 223H6V221H2V220H8ZM57 219H58V220H57ZM61 219H62L63 221L66 220V221H64V224L60 223V222H62ZM79 219H80V221L78 222ZM151 219H152V220H151ZM202 219H203L204 221H202ZM244 219H245V220H244ZM260 219H262V221L258 222V220H260ZM46 220H47L48 222L52 221L51 224L48 223ZM56 220H57V221H56ZM67 220H69V221H67ZM70 220H71V221H70ZM72 220H73V221H72ZM74 220H75V222H78V223H76V225H75V224H72V223H74ZM120 220H121V221H120ZM123 220H125V222H127L128 224H129V223L131 224L132 221H133V223H132L133 225L131 224L132 227H131L130 224H129L128 227H130V228L126 227L127 229H126V228L124 229V227L127 226V225H126L127 223H125V222L123 223ZM127 220H129V221L132 220V221L128 222ZM175 220H177V221H175ZM208 220H209V221H208ZM214 220H215V221H214ZM240 220H239V221H240ZM252 220H253V221H252ZM256 220H257V221H256ZM29 221H30V223H29ZM31 221H36L37 223L34 222V223H35V224H34V223H32ZM95 221H96V222H95ZM97 221H98V222H97ZM150 221L153 222V223H151ZM212 221H213V222H212ZM4 222H5L6 225L9 223V224H8L9 226H8V225L6 226V225L4 224ZM12 222H15L16 224H15V223H14V224H11ZM23 222H24L25 224H23ZM27 222H28V223H27ZM44 222H43V224H44ZM53 222H55V223H53ZM65 222H66V223H68V222L70 223V222H71V224H72L73 226H72L71 224L68 223L70 226H72V227H71L72 229H71L70 226H69V228H70L71 230H79V229H77V225H79L80 228H81V229H80L81 231L79 230L80 232H82V230H85L84 226L87 228L86 230H88V229H89V230H90V229H94V230H92L93 232L95 231L94 233H93L92 231H91V233H90V231H88L91 235H90V234L87 235V231H83V232H85V234H86V236H87L88 239L92 238V239H90V241H92V242H90L89 240L86 241L87 239H85V234H84V235L82 234L83 232H82V233H80L79 231H75V232L72 231V232H71L70 229L67 228L68 225H67V226L65 225V224H66ZM94 222H95V223H94ZM146 222H147V223H146ZM149 222H150V224H151L152 226H150V225L148 224ZM170 222H171V225H170ZM215 222H216V225H215V226H216V231L218 230V227H217V226H219V227L222 228V229L225 227V228H226V232H228V234L225 233V230H224V231H223L224 234H227V235H224L223 232H222V233L220 232V233L223 235V236H222L220 233H218V232H219L220 230H222V229L218 230L217 232H214L215 230H213V229H215V228L212 229V230H213V232H212L211 228H212V226H214V225L211 224V225H212V226H211L210 223H215ZM232 222H233V223H232ZM234 222H235V223H234ZM250 222H251V223H250ZM254 222H255V223H254ZM256 222H257V223H256ZM261 222H262V224H261ZM31 223H32V225H35V226L38 227V230H37V231H38L39 233H38L37 231H35V229H37V227L32 226ZM86 223H87V226H86ZM135 223H136L137 225H136ZM163 223H164V224H163ZM167 223H166V224H167ZM188 223H190V225H189ZM230 223H232V224H230ZM249 223H250V225H249ZM259 223H260V224H259ZM36 224H37V225H36ZM52 224H53V225L55 224L56 227L58 226L57 229H56V228H55V225H54V228H55L56 230H55V229L53 230ZM61 224H62V225H61ZM99 224H100V226H98ZM134 224H135V225H134ZM146 224H148V226H147ZM162 224H163L164 226H163ZM228 224H229L230 226H229ZM234 224H235L236 226H235ZM251 224H252V225H251ZM255 224H256V225H255ZM12 225H13V226H14V225H17V226H14V227L12 228ZM26 225H28V226H27V227H28V230H29L30 225H31L32 227H31L30 231H32V232H33V230L35 231V232H34L35 234H33V233L31 232V234H33V235H34L33 237H35V238H33L32 235H31L30 233H28L29 231L27 232V233H28V236H27V237L30 238V240L33 239V240H31V241H30L27 237H26L27 239H25V240L23 239V238H25L24 235L27 234V233L24 234V233L26 232L25 230H26V228H27ZM49 225H50V227H49ZM60 225H61L62 227H61ZM64 225L66 226V229L63 228V227H65ZM156 225H157V226H160V225H161V226L164 227V229L169 230V231H174V233H175V231H176V232L179 231L178 233L181 234V237L184 236L183 233H184V231L186 232L187 230L189 231V232H188L189 234L186 233L188 236H189L191 233H192L193 235L191 234L192 236H190V237H193V236H196V235H197V237H194V238H193L194 240L192 239L193 241H196V242L193 243V244H192L191 242H190V243L192 244V246L195 245L196 243L198 244V246L200 245L199 250L201 249V251H202V249H204V248H206V249L208 248L209 250H208V249H207V250L210 252V250H214V249H213V248H214V243H216V244H215V248L219 247L220 245H222V244L224 243V244H225V247L228 248V246H229L228 249H230L229 251H230V253H232L234 250L237 251V250L240 249L241 247L244 249V248L247 246L246 244H249V245L247 246L248 249L246 248V251L249 252V253H247L246 255H247V256L249 255V256L247 257V256L244 254V252L241 253V252H242V249H240V250H241V251H240V254H239V250H238V252H237L238 254H237V253H234L235 251L233 252L234 254H232V256L236 254V256H234V257H236L235 259L230 258L231 256H227L228 258H227V257L225 258L226 255H229V251H228V249H227L228 252L225 250V247L223 246L224 244L222 245V246H223V249L225 250V251H224V250L222 249V252L224 251L223 253L220 251V249L222 248L221 246L219 247L218 250L215 249V250H216V253H215V250H214L213 252L209 253L206 249H204L206 252H205L204 250H203L202 252L199 251V250H198V247H197V244H196L195 246L197 247V250H198V251H197L196 249L194 250L195 246H194V248L191 247V246H188L190 243L187 242V243H188V244H187L186 242H181L182 239H181L180 237H179V238H180L181 241L178 240L179 238L176 239V237H177L178 235H180V234H177V235H176V234H173V232H171L172 235H173V236H172L171 233H170L169 231H166V230L163 231V230H162L163 227H157V228L159 229V230H158V229L156 228ZM191 225H192V226H191ZM194 225H195V226H194ZM220 225L223 226V227H221ZM231 225H233V227H231ZM246 225H248L249 227L246 226ZM254 225H255V226H254ZM259 225H260V226H259ZM5 226L8 227V228H6ZM22 226H24V227H22ZM59 226H60V228H59ZM74 226H75V227H74ZM94 226H98L99 229H98V230H95V229H97V227L95 228ZM120 226H121V229H120ZM122 226H124L123 229H122ZM144 226H146V227H144ZM154 226H155V227H154ZM196 226L199 227V228L196 229ZM253 226L255 227V229H254ZM9 227H10V229H11V230H10L11 233H13V230L17 231V233L14 231V234H15V233L18 234V235H17L18 237L16 236V234L13 235V234H11L8 230H7L8 232L5 230V229H9ZM17 227H19V229H22V230H19V231H18ZM21 227H22V228H21ZM25 227H26V228H25ZM33 227H34L35 229L32 230ZM47 227H48L49 229H47ZM73 227H74V229H73ZM101 227L104 228V231H103V228H101ZM138 227H139V229H137ZM192 227H195V228H193V229H194V231H196V233H198V234L195 235V234L193 233L194 231H193ZM257 227H258V229H257ZM14 228H15V229H14ZM23 228L25 229V230H24L25 232L23 231ZM41 228H43V231H44L45 233H47L48 230H49L51 233L48 232L49 234L46 235V234L42 231ZM44 228H45V230H44ZM62 228H63V230H61ZM75 228H76V229H75ZM78 228H79V227H78ZM83 228H84V229H83ZM107 228H108V229H107ZM151 228L153 229V230H152L153 232H155V229H157V230L159 231V232L157 231V232L155 233L156 236H157V234L160 235L161 232H163L164 234H165V232H166V237L163 235V233H161V234L164 236L163 238H165V240H164L163 238H162V239H163L165 242H169L170 245L167 244V243H165L164 241H162V240L160 239L162 235H160V237H158L159 239L154 235V236L156 237L155 240H154V236H152V232H148V231H151ZM160 228H161L162 231L160 230ZM180 228H179V229H180ZM186 228H187V229H186ZM189 228L192 229V232H190L191 230H190ZM12 229H13V230H12ZM46 229H47V230H46ZM59 229H60L61 231H60ZM67 229H68V230H67ZM100 229H101V230H100ZM105 229H107V230L105 231ZM184 229H185V230H184ZM227 229L230 230V231H232V232L229 233L230 231H227ZM243 229H244V230H243ZM247 229H248V230H247ZM250 229H252V230H250ZM3 230H5L6 233L3 232ZM57 230H58V231H57ZM116 230H117V231H116ZM118 230L120 231V234L117 233V232H119ZM134 230H138V232L135 231V232H136V233H135ZM142 230H143V231H142ZM145 230H146V231H145ZM147 230H148V231H147ZM177 230H178V231H177ZM209 230H211L212 233H211ZM245 230L248 231V232H249V231H250V232H253V231L256 230V232H255V233H252V234H251V233L248 234V232H246ZM260 230H261V231H260ZM21 231H22V232H21ZM40 231H41V232H40ZM55 231H56V232H55ZM59 231H60V232H59ZM62 231H64V232L66 231L68 234H67L66 232H65V233L63 232V233H62ZM96 231H97V233L99 232L98 235H97ZM101 231H102V233H101ZM141 231H142V232L145 231L146 234H147V232H148L149 234H147V235H146V234H142ZM197 231H198V232H197ZM206 231H207V232L209 231V232L211 233V235H209V233H207ZM259 231H260V232H259ZM19 232L22 233L23 237H22L21 234H19ZM23 232H24V233H23ZM57 232L59 233V236H60L61 234H62L63 236L67 234V235H68V238L66 237V236H67V235H66V236H65L66 238L64 239V237L62 238V235H61V236H60L61 239H59V236H58ZM70 232H71V233H70ZM77 232L79 233L78 238H77ZM105 232H107V235H105ZM130 232H131V233L134 232L135 234L132 235L133 233L131 234ZM139 232H140L142 235L145 236V237H144L145 239H143V236H141V234H139ZM205 232H206V233H205ZM233 232L236 233V235L233 234ZM245 232H246V233H245ZM3 233H5L6 235L3 234ZM7 233H8V234H7ZM40 233H42V234H40ZM74 233H75V234H74ZM95 233H96V234H95ZM114 233H116L117 235H115ZM167 233H170V234H167ZM203 233H204V235H203ZM216 233H217V236H216V235H213V234H216ZM240 233H241V232H240ZM256 233H257V234H256ZM258 233H260V235H259ZM9 234H10V235H9ZM71 234H72V236H71V238H70L69 235H71ZM93 234H94L95 237H92ZM99 234L102 235V236H103V234H104L103 238H102V236L100 237ZM113 234H114V235H113ZM122 234H125V235L128 234V236L126 235V237H123ZM130 234H131V235H130ZM153 234H154V233H153ZM184 234H185V233H184ZM186 234H185V235H186ZM199 234H200V236H199ZM230 234H231V235H230ZM253 234H254V235H253ZM8 235L10 236V238H8V237H9ZM35 235L40 236V237H37V236H35ZM43 235H45L46 237H49V236H50V237L48 238V242H46V241H47V238L44 237ZM55 235H56V236H55ZM75 235H76V236H75ZM81 235H82V236H81ZM125 235H124V236H125ZM149 235L152 236L153 239H152V237L150 238ZM167 235H168L169 237H170V235H171V239H172V237H174V235H175V238H173V239L171 240ZM208 235H209V236H208ZM212 235H213V236H212ZM228 235H230L231 238H232V235H233V237H236V238L238 239V240L236 239L237 242H236L234 239H233V242L235 241L237 244H236V243L234 244V243L232 242V239H231L230 237H227ZM234 235H235V236H234ZM238 235H239V233H238ZM249 235H250V236H249ZM251 235H252V237H251ZM256 235H257V236H256ZM7 236H8V237H7ZM29 236H31L32 238L29 237ZM41 236L44 237V238L42 239ZM51 236H52V237L54 236V237L52 238ZM73 236H75V237H76L77 239H79V240L82 239V237L84 236V237H83L84 241H83V239H82V240H80V241H81V242H80V241H78V240H77L75 237H73ZM79 236H80V237H79ZM97 236H98L99 238H98ZM105 236H106V238H105ZM120 236L123 237V239H122ZM129 236H131V239H132V240H128V242L131 241V243H128V242L126 241L127 239H124V238H127V237L130 239ZM135 236H137V240H138V238L141 239V237H142V239H143V244H142V241L140 242V241L138 240L139 243H140V245H139V243H137L138 241L136 242V239H135L136 237H135ZM138 236H139V237H138ZM140 236H141V237H140ZM146 236H147V237L149 236V237L147 238ZM198 236H199V238H201V240L198 238ZM202 236H205V237L207 236L208 239H204L205 237L203 238ZM224 236H226V237L224 238ZM239 236H240V235H239ZM241 236H240V238H241ZM248 236L250 237V240H249ZM255 236H256V237H259V236H260V237L257 238V240L255 239L256 241H254V237H255ZM11 237H12V238L14 237L15 239H14V238L12 239ZM19 237H20V238L22 237L21 240H20ZM55 237L57 238V240H55V239H56ZM110 237H111V238H112V237L115 238L114 240H113V238H112L113 243H114V241H116L114 244H116V243L118 244L119 242H117V241H119V239H120V240H125L128 244H126V246H125L124 243H126V242H125V241H124V242H123V241H122V242L120 241L122 244H121V245H120V244H118V245H117V244L114 245V247H115L116 249H113L114 247L112 246L113 244L111 243L112 240H111ZM118 237H119V239H117ZM167 237H168V238H167ZM207 237H206V238H207ZM244 237H245V238H244ZM256 237H255V238H256ZM37 238H38V239H37ZM45 238H46V239H45ZM54 238H55V239H54ZM93 238H94V239H93ZM109 238H110V240H109ZM133 238H134L135 241L133 240ZM149 238H150V240L152 239L151 242L154 240L152 244L155 245V246H153V248L150 247L152 244L150 243ZM195 238H196L198 241L195 240ZM228 238H230L231 240L228 241ZM246 238H247L248 240H247ZM260 238H261V239H260ZM7 239H8V240H7ZM22 239H23L24 241H22ZM35 239H36V240H35ZM40 239H41V240H40ZM49 239H51V240H49ZM53 239H54V240H53ZM58 239H59V240H58ZM71 239H72V241H74L73 239H76L75 242H76V241H78V242H77V243H75V242H70ZM98 239H100V240L97 241ZM105 239L107 240V242L111 241L110 243H111L112 245L109 243L111 246H110V245H109V246H106V245H108V243L105 244V242H106ZM142 239H141V240H142ZM156 239H158L157 242H156ZM166 239H167L168 241H167ZM169 239H170V240H169ZM174 239H176V240H174ZM218 239H219V240L222 239L223 242L221 243V242H220L221 240L219 241ZM224 239L226 240V243H227V244L225 243ZM245 239H246V240H245ZM251 239H252V241H251ZM6 240H7V241H6ZM16 240H18V241H20V242H16V243H15ZM38 240H40V241H39V244H40V245H39L38 243H35V245H34V243H32V246H31L30 242H33V241L36 242V241H38ZM60 240H61V243L63 242V244L65 245V247H64V245L61 246L60 243L58 244V241L60 242ZM63 240H66V241L68 240V241H67V243H66V242H64ZM159 240H161L160 242H162V243H161V246L158 245V246L156 247V245H157L156 243L160 244ZM177 240H178V241H177ZM202 240H204V241L206 240V242H205V243H206V246H207V244H208L207 242H209V244H210L209 246L212 245V247H209V246L205 247V243H203L204 241H202ZM261 240H262V241H261ZM4 241H5V242H4ZM25 241H26V242L29 241V242H28V243H29L28 245H30L31 248H30L28 245H26L27 243H25L26 248H25V246L22 247V248H19V246H23V245H24V242H25ZM49 241H50V242L52 241L50 244H52V247H54V248H56V249H53V248L51 249V246H50V244H49ZM55 241H56V242H55ZM82 241H83V243H82ZM101 241H102V242H101ZM132 241H133L134 243H133ZM144 241H145V243H150V246L148 245V247H147V245H145ZM175 241H176V242H180V243H176V244H175V243H174ZM200 241H201V243H203V244H200ZM227 241H228V242H227ZM242 241H243V242L246 241V242H245L246 244L243 243L245 246L242 244ZM247 241H248V242H247ZM253 241H254V243L251 244V242H253ZM259 241H260V242H259ZM68 242H70L71 244H72V243H73V244H76V245L79 244V246L77 245V247H76V245H73V244L70 246V243H68ZM84 242H85V243H84ZM86 242H87V243H86ZM96 242H97V244H96ZM99 242H100V243H99ZM135 242H136V245H137V244L139 245V247H140V248H138L139 250H138V249H137V250L134 249L135 246H134L133 244H135ZM154 242H156V243H154ZM163 242H164V244H163ZM170 242H171V243H170ZM172 242H173V244H172ZM210 242L213 243V244H211ZM219 242H220V243H219ZM249 242H250V243H249ZM255 242H256L257 244L260 243L261 245L259 244V245L257 246V244H255ZM11 243H14V244H11ZM21 243H22V244H21ZM42 243H43V245H45V246L41 245ZM54 243H55V244H54ZM80 243H81V244H80ZM101 243H102V244H101ZM103 243L105 244V247H104V246H103V247L101 246V245H103ZM181 243L184 244L183 247H185V249H186L187 246H188V248L191 247V249L194 250V251H191V250H189V249L187 248L188 250L186 249V252H183L184 254L182 255V251H183V250L185 251V249H182L183 247L181 246V245H182ZM232 243H233L234 245H236L237 249H236V248L233 249L235 246L233 247V244H232ZM16 244H17V245H16ZM56 244H58L59 246L56 245ZM66 244H69V245H66ZM82 244H83V245H82ZM84 244L87 245V246H86L87 248L84 246ZM88 244H89V245H88ZM91 244H95V246H92ZM100 244H101V245H100ZM129 244L132 246V249H131V246L129 247ZM162 244H163V246H162ZM177 244H178L179 246H181V247H177V248H179V249H177V250L181 252V254H180L181 259H179V257H178L179 252L175 249V248H176L175 246H176ZM186 244H187V246H185ZM191 244H190V245H191ZM217 244H218L219 246H218ZM228 244H232V245H228ZM254 244H255V246H254ZM14 245H15V246H14ZM36 245H37V246H36ZM53 245H56V247L53 246ZM80 245H82V246H80ZM123 245H124V246H123ZM138 245H137V246H138ZM141 245H142V246H141ZM143 245H145L146 247H145V248H141V247H143ZM164 245H165V246L168 245V246L164 247ZM171 245H173V246H172L173 248L171 247L172 249L169 247V246H171ZM178 245H177V246H178ZM202 245H204V246H202ZM27 246H28V248H27ZM33 246H36V248L34 249ZM39 246H42V247H39ZM48 246H50V247H48ZM91 246H92V247H91ZM121 246H122V247H121ZM127 246H128L129 248H127ZM201 246H202L203 248H202ZM243 246H244V247H243ZM250 246H251V247L253 246V247H255V248L252 247V248H253V249H252V248H250ZM15 247H16V248H15ZM47 247H48V249H47V252H46L45 249H46ZM61 247H62V248H61ZM63 247H64V248H63ZM72 247H74L75 249L72 248ZM88 247H89V248L91 247L90 249L93 248V250L88 249ZM95 247H96V248L98 247L97 250H100V252H99V251H97V252H98L99 255L101 254V257L103 256V259H102L100 256H98V257L95 256V253H94V251L96 252V250H95L96 248H95ZM101 247H102V249H101ZM106 247H109V249L111 250V252H110V250H108V248H106ZM117 247H118V250H117ZM174 247H175V248H174ZM231 247H232V248H231ZM257 247H258V248H257ZM260 247H261V248H260ZM8 248H9V249H8ZM32 248H33V249H32ZM37 248H41V249L38 250ZM42 248H45V249H44L45 251H44V250L42 251ZM85 248H86V249H85ZM125 248H126L127 252H126V250H123V249H125ZM147 248H149L150 250H151V249H152V250L155 249V250H157V253L155 254L156 251H153L154 253L149 251L150 253H153V254L150 256V253H149V252H145V250H146ZM156 248H157V249H156ZM163 248H164V249H163ZM259 248H260V251L262 250V251H261V254L259 253L260 251H256V250L259 249ZM5 249H7L6 252H8V253L5 252L6 254H4V250H5ZM10 249H11V250H10ZM14 249H15V250H14ZM18 249H20V250H18ZM27 249H28V250H27ZM29 249H30V250H31V249L33 250V252H30V254H33V253H34L32 256L37 257V258L40 257V258H39V259H36V258L32 257L30 254H27V253H28L27 251H30ZM49 249L51 250L50 254H49V251H50ZM59 249H60V250H59ZM82 249H83V250H82ZM103 249H104V251H106V253H107V251H109L107 255L112 256V258L110 257V259H109V256H107L106 253H104ZM112 249H113V252H112ZM130 249H131V252H130ZM133 249H134V253L132 252ZM143 249H145V250H144V253H145V254H144V255H141L142 257L138 256V254H139L138 252H140V253L142 254L143 251L141 252V250H143ZM149 249H147V251H148ZM173 249H174L176 252H173V251H174ZM231 249L233 250L232 252H231ZM255 249H256V250H255ZM16 250H17V251H16ZM32 250H31V251H32ZM40 250H41V251H40ZM53 250H54V251H53ZM66 250H67V251H66ZM101 250H102V253H101ZM152 250H151V251H152ZM159 250H160V249H159ZM172 250H173V251H172ZM248 250H249V251H248ZM9 251H10V252H9ZM21 251H22V253H21ZM36 251H39V255H38V253H37ZM63 251H64V252H63ZM115 251H117V252H115ZM123 251L125 252L124 255H123V256L125 257V258L123 257L124 259H123L122 256H121ZM189 251H190V254H193V252H194V253L196 254L195 256H197V253L199 252V253H198V254H199V257H202V256H203L204 258L202 257V259H201V258H199L198 256L195 257L194 254H193V256L196 258V260H195V258L193 257V258H194V260H193V259H192V256L189 254ZM195 251H197V252H195ZM217 251H220L222 254H220V252L218 253ZM244 251H245V250H244ZM246 251H245V253H246ZM253 251H254V252H253ZM255 251H256V253H255ZM23 252H25L24 254H26V255H28V256L30 255V256L28 257V256L24 255ZM53 252H54V253H53ZM61 252H63V254H62ZM92 252H93V253H92ZM97 252H96V255H98ZM114 252H115V253H114ZM136 252H137L138 254H137ZM187 252H188V253H187ZM200 252H201V253H200ZM204 252H205V253H209L211 257L208 255L209 257L207 258V257H206V254H205ZM59 253H61V256L59 255ZM86 253H87V254H86ZM91 253H92V255H91ZM109 253H111L112 255L109 254ZM128 253H129V254H128ZM132 253H133V256L131 255V256H132L131 258H133V259L135 258L134 260L130 258V254H132ZM177 253H178V254H177ZM185 253H186V256H185ZM212 253H213V254L215 253V254H214L215 256H213ZM224 253H226V254H224ZM227 253H228V254H227ZM250 253H252V254H253V257H256V258H252ZM3 254H4V255H3ZM36 254H37V255H36ZM40 254H42V255H40ZM43 254H44V257H43ZM48 254L51 255L52 258H51V256H49ZM84 254L86 255V257H88L89 260H87V259H83V260H82V258H86ZM102 254H103V255H102ZM104 254H105V255H104ZM125 254H126V255H125ZM170 254H171V255H170ZM187 254L189 255L188 257H187ZM204 254H205V256H204ZM216 254H219V255L217 256ZM241 254L245 255V257H244L243 255H241ZM254 254H256L257 256L254 255ZM258 254H260V255L258 256ZM21 255H20V256H21ZM57 255H58V256H57ZM87 255H88V256H87ZM90 255H91V256H90ZM119 255H120L121 257H116V256H119ZM127 255H129V257H128ZM139 255H140V254H139ZM153 255H154V256H153ZM156 255H157V256H156ZM164 255H165V256H164ZM164 255L159 256V257H161V259H160L159 257H157V258H156V261H159V262L161 263V261H162V257H163V260H164L165 257H166V254H164ZM181 255H182V256H181ZM201 255H202V256H201ZM230 255H231V254H230ZM240 255H241L242 257H241ZM5 256H4V259H5L4 261L6 262V261H7L6 259H8V257H5ZM77 256H76V257H77ZM89 256H90V258H89ZM92 256H95L94 259H92V258H93ZM104 256H105V259H104ZM147 256H148V257H147ZM152 256H153V257H152ZM216 256H217L218 258H215ZM219 256H221V258H220ZM222 256H223V257H222ZM239 256H240L241 258H240ZM31 257H32V258H31ZM54 257H55V258H54ZM58 257H60V258L58 259ZM96 257H97V258H101V259H97V260H96V259H95ZM212 257H214V258L211 259ZM246 257H247L248 260L245 261ZM258 257H259V258H258ZM1 258H2V259H1ZM27 258L30 259V260L27 261V260H28ZM120 258H122L123 260L121 259L122 261L120 260V262H119L118 260H119ZM128 258H130L131 260L128 259ZM158 258H159L161 261H160ZM197 258H198V259H197ZM237 258H238V259H237ZM31 259H34V260L36 259V260H35V261L32 260V262H31ZM91 259H92V262H91ZM106 259L108 260V262H107ZM111 259H113V261H112ZM166 259H167V258H166ZM206 259H207V262L205 261ZM226 259H227L228 262H227V261L225 262ZM228 259H231V260L233 259L234 261H233V260H232V261H233L234 263H233L231 260L229 261ZM240 259H242V260H240ZM252 259H253V260H252ZM43 260H44V259H43ZM47 260H48V261H47ZM98 260H99V261H98ZM109 260H111V262H110ZM126 260H127V262H123V261H126ZM178 260H179V261H178ZM180 260H181V261H180ZM202 260H203V261H202ZM213 260H215V261H213ZM250 260H251V261H250ZM38 261H39V262H38ZM41 261H42V262H41ZM117 261H118V262H117ZM136 261H137V262H136ZM166 261H167V260L163 261V262H165V263L162 262L161 264H166ZM208 261H209V262H208ZM210 261H211V262H210ZM236 261H237V262H236ZM256 261H257V262H256ZM1 262H0V263H1ZM5 262H4V263H5ZM52 262H53V263H52ZM83 262H84V263H83ZM86 262H87V263H86ZM102 262H104V261H101L100 264H102ZM105 262H104V263H105ZM168 262H169V261H168ZM168 262H167V264H170V263H168ZM174 262H172V264H173ZM177 262H178V263H177ZM181 262H182V263H181ZM201 262H203V263H201ZM4 263H3V264H4ZM33 263H32V264H33ZM104 263H103V264H104ZM160 263H159V264H160ZM175 263H174V264H175ZM245 263H244V264H245ZM129 264H130V263H129Z\"/></svg>",
  "mask_w": 264,
  "mask_h": 264
}]
</instances>
